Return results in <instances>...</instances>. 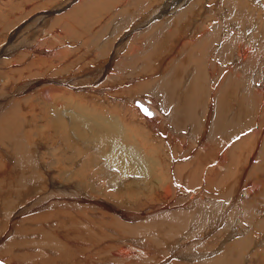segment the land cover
Masks as SVG:
<instances>
[{
    "label": "rangeland",
    "instance_id": "rangeland-1",
    "mask_svg": "<svg viewBox=\"0 0 264 264\" xmlns=\"http://www.w3.org/2000/svg\"><path fill=\"white\" fill-rule=\"evenodd\" d=\"M172 1H174V2H172ZM6 2H7V4H6ZM244 2H245V4H244ZM8 3H9V5H8ZM15 3H16L17 6L15 5ZM97 3L98 4L103 3V5L101 4V8L97 7V5H98ZM179 3H181V4H179ZM225 3L227 5H230V6L233 3V5L235 4L234 7L236 5H238V6H236V8L238 9V14H241V15H239V17L237 16L238 14H235V16H237V20L238 21L237 20H234V21L230 20V22H232L235 25V27H236V30H235L236 33L237 32L239 33V32H242V31L246 30V32H248L247 33L248 34L247 35L248 39L254 40L255 43L257 44V42L260 41V34L257 35L255 33L256 29L260 30V31L261 30L264 31V0H0V12L4 11L3 12L4 14L0 13V20H1V22H0V54H2V55H0V68H1L0 69V78H1L0 81L2 80V84H3V85L1 84L3 86V87H1L2 91L0 89V91H1L0 94H1V96L2 95L3 96L0 97V98L2 99L3 97H5L4 99L6 100V103H5L6 105H5V108H3V110H6V109L8 110V111L7 110L4 111L6 114H8V112H9V110L11 108L15 109V105L17 104L16 105L17 107L15 109V113H16L15 114L16 115L15 118H16V120L18 119L17 121L19 122V124L15 120V122H13L11 124V128H9L8 129L9 131L7 130V132L8 133L10 132L11 135H12V133H16V135H17L18 132H20L19 134H22V135L18 134L16 136V137L19 138V141L17 143V144H19V146H18L17 149H15L14 148V143H16V139H11L10 137H8L6 135V133L4 132L6 128L2 127V124L0 125V137H1L0 138V151H1L0 154H2V155H0V166H1L3 158L5 159V158H8V157L11 156L10 157L11 159H8V160L12 161V163L9 164L7 162V165H9L8 169L12 171V168H13V171H12V173H14L13 174V178L16 177V179L14 180V181H16L15 185H18V184L20 185V186L18 185L16 187H14V190L15 189L19 190V187H20V190H22V191H19V192L16 190L17 193L15 191V195H19V197L15 196L17 201L15 202V201L12 200L13 203L15 202L12 205H14L15 209L16 208L19 209V210H17V213H19L20 208H23V207H26V206L28 207L26 209V211H23V214L21 213V215H18L16 217H14V219H13V220H16L15 224H14V228L16 227L17 224L19 225L20 223H21L20 224L21 227H23V229L19 233H15V236H16V234H20V236H18L19 238H14L13 240H10V242L8 241L7 243L4 244V242H6L7 239H9V237H6L5 234H4V232L6 231L5 228L6 229L8 228V222H9L8 220L10 219V216H12L14 213L10 214V211L13 208V206L8 207V208L5 209V207L3 206L4 204L2 205L3 198L1 199V196H0V237H1V239H0V245H1L0 250H2L4 248V246H8V248H6V250H5V254L3 256H0V257H2L3 261H5L6 264L7 263L9 264V261L11 262L12 258L16 259V260H17V258H20L21 260L23 259L24 260V264H35V263L36 264H41V263L42 264H49V263L50 264H54V263L57 264L58 261H60V263H58V264H62V263L63 264H72V263L73 264H76V263L79 264L80 261L83 262L82 264H85V262L87 264H96V263L97 264H101V263L102 264H116V263L118 264V262H119V264H128V263L129 264H213L212 263L213 260H215L217 257L223 256V252L221 251L223 249V246L227 245L228 242L233 241V239L235 241L236 239L242 238L243 235L246 236L247 234H249V236L252 235L250 237H253V238H251V242H250L251 245H250L249 253H251L254 256V258L256 257L255 259L257 260V263H255V264H264L263 263L264 262L263 261L264 260V256H263L264 255V233L261 230H257L255 228H254V230H252L250 228L251 232L247 231V234H245L246 231L243 228H241V226L235 225L234 220H237L238 217L232 216L230 214L231 211H229L226 215H223V217L221 215H219V218L222 221L221 225L219 227H214L215 225L212 226L213 230L210 231V233H209V231L207 232V230H209V228L211 227V225H210L211 223L207 222L205 224V226L204 225L201 226V225L196 224V223H190V224L187 225V228H185L182 231L180 230L179 235L177 237L163 238V237H161L162 234H163V230L162 229H160V230L158 229L157 230V226L148 227V229H145L144 231L152 230L151 232H148L146 234L144 233V235H142V236L137 235V237L136 236L133 237V235H126V234H123V233L120 234L118 230H117L118 232L117 231L116 232L115 231L114 232L110 231L111 230L110 228H114V227H111L112 226V222H110V221H112V220L109 219V218H112L110 216L111 214L109 215L110 217L105 216V215H108V211L109 210H106L104 208L101 209V206L103 207V205H101V204H105L106 203L110 207H115L117 209H120L118 211H120L124 215V216L122 215L121 218H120V219H123L122 221H124V222H126L128 224H131V221H132V224L133 223H139L140 219L138 218V219L134 220L132 215L141 214V216L143 215V216H145V218H149V217L151 218V217H154V216L156 217L157 213H155L153 211H157V208H159L161 206L160 204H163V205L169 204L170 205V204H173V201H175V200L177 202H176V205L174 207L176 209H180V208L184 207L183 210H185V209L193 206V205H187L185 203L188 200L186 198V196H187L186 194H196V195H198V194H201V193L203 194L204 193L206 195H213V194H217L216 191L220 190V188H222L223 183H220L219 181H220V179L222 177V176L220 177V173L222 175L224 173V171L223 172L222 171L219 172L217 170H214L215 167H214L213 164H211L212 162H210L208 160V158L212 161V158H214L218 154L216 152V150H218V152H219V149H222V147L220 148V146H223V148H224V146H226L227 148H225V150L227 151L228 150V146L227 145L228 144L230 145L232 140L229 143L226 142L225 141V137L224 138L222 137L224 134L218 137V141H216L212 137L214 139L213 140L212 138H210L211 136L208 135L209 134L208 130H209V127H210L209 125L211 123L210 121H212L213 114H214L213 106H211V104H213L214 97L218 94L217 92L220 91V88L222 87V85H220V84H223V86H224V79L226 77H228L226 75L227 73H225V71H224V69L226 68L227 63H226L224 68L219 67V66H222L223 63H220V65L218 63H216V65H218V67H219L218 68L216 66V68H218L219 70L217 69V71H215V74H217L216 75L217 78L220 77L219 79H216L214 71L213 70H209L210 71L209 72L208 69H207L208 60H211L212 57H213L211 55H214L215 53L211 51V53H212L211 54V53H209L210 49L209 50L207 49V51H206L207 53L205 55L204 54L205 50L203 48H201V47L196 45V41H198V39H197L198 35H196L198 33L197 31H195V34H194L195 36L192 38V40L191 39H187V40L182 39L183 41L180 40V41H182L180 43H184L185 42V44H183L182 49H181V55L182 54L183 55L181 57H179V58H176L177 56L175 55L176 53H178L177 52L178 50L176 49V47H178V46H176L177 44L175 42L178 40V38H176V37H178V36L180 37V35H177V34H180V31H181L180 28H182V26L184 27V26H188V25L191 24L193 26L196 25V30L198 28H199V30H200V28H201V30H206L204 28L207 27L206 26L207 23L212 19V17L213 18L215 17L212 14H217L218 16H216V17H218V18L216 19V17H215L214 19H216V20L211 21L209 23L210 25H209L208 28H211L212 26L216 25V23L219 26L220 25L221 26L222 25L225 26V24H224L225 21H223V22L220 21L221 18L219 16V15L225 14V12L228 10L227 5ZM238 3H240V4H238ZM61 4H66V5H64L63 7H60V6L57 7V5H61ZM192 4H194V5H192ZM178 5H181V6L178 7V8H180L179 10H178V8H176V9L172 8L173 6H178ZM90 6H92V7L90 8ZM154 7H156V8H154ZM168 7L170 9H169V11H167V13H165V15H162V16L159 15L163 10L167 9ZM185 7L186 8L190 7V10H189V8L186 9ZM199 7H200V9H199ZM222 7H223V9H222ZM4 8H5V10H4ZM209 8H211V9H209ZM79 9H80V11H79ZM129 9H130V11H129ZM157 9L160 10L159 14H158V10ZM53 10H55V11H53ZM85 10H86V12H85ZM125 10H127V11H125ZM132 10H134V12H132ZM73 11H74V13H73ZM100 11H101V13H100ZM176 13H177V15L174 17V14H176ZM151 15H153L152 18H154V20H151L149 22H145L146 21L145 19H147ZM242 15L244 16L243 18L241 17ZM43 16H45V18ZM175 18H176V20H175ZM65 19H66V22L63 21ZM149 19L150 18H148L147 20H149ZM193 19L195 20V22L191 23V22H193ZM187 20H188V22H187ZM173 21L176 22L179 25L181 24L180 28L177 27L179 25H176V23H174ZM199 21H200V23H199ZM214 21H215V23H214ZM242 21H243V23H242ZM15 22L17 24H15ZM51 22H53V23H51ZM171 22H173V24H170ZM41 23H43V24H41ZM157 23L160 25V27H159V25ZM244 23H246V24H244ZM9 24H10V26H14V27H10L12 30L9 29V26H8ZM18 24H20V26ZM165 24L167 25L166 28H165ZM139 25H141L142 27H140ZM161 25H162V27H161ZM203 25H204V27H203ZM243 25H244V29L241 27ZM51 26L52 27L54 26V27L52 28ZM168 26H170V27L172 26L175 30L172 27L170 28ZM145 27H149V29L145 28ZM4 28L7 30L6 33H5L6 30ZM143 28H145V29L142 30ZM150 28H153L154 30L150 29ZM177 28H178V30H177ZM14 29H15L16 32L14 31ZM88 29H89V33L87 31H85V30H88ZM147 29H148V31H147ZM161 29H162V32L164 31V33L160 32ZM167 29H171V30H167ZM140 30H142V31H140ZM151 30H153V31H151ZM173 30L176 33H174ZM13 31H14V33H13ZM72 31H74V32H72ZM137 31H140V33L137 32ZM170 31H172V32L170 33ZM18 32L20 34H17ZM49 32L52 33V34H50ZM55 32H57V33H55ZM93 32H96V33H93ZM220 33H222V32H220ZM226 33L231 34L230 36L234 35L233 33L228 32V31H226ZM153 34H154V36H153ZM172 34H173V36L170 37ZM74 35H76V36H74ZM80 35H82V37ZM155 35H156V37H155ZM164 35H166V38H168L169 40L171 39L172 42L171 41H170V43H169V41L166 42L167 40H164L165 38L162 37ZM262 35L264 36V34H262ZM101 36H103L104 38L101 37ZM149 36H150V38H149ZM250 36H252V37H250ZM63 37H64L65 40H63ZM66 37H68V39ZM129 37H131V39L128 42L129 45L128 44L127 45H128V47H131V45H134L132 47L133 49L132 48L131 49H125L122 52L121 50L123 49L124 41H127ZM227 38H228V36H227ZM83 39H85V40L89 39V40L85 41ZM148 39H151L152 43H155V41L157 40V43L155 44V47L153 46L154 44H152L151 41L148 40ZM90 40H93L94 42L90 41ZM140 40H142V41H140ZM31 41H33L34 43L31 42ZM147 41H148V43H147ZM149 41H150V43H149ZM161 41L165 45L168 44L169 47L165 46ZM10 42H13V44L10 43ZM109 42H111V43L109 44ZM158 43H160V44H158ZM218 43H219V40L217 42V45H218ZM90 44H91V46H90ZM8 45L11 46V47H9ZM26 45L29 48H27ZM28 45H30V46H28ZM106 45H110L109 48H108V46L106 47ZM190 45H192V47ZM17 46H19V47L17 48ZM48 46H49V48H48ZM50 46L53 47V48H51ZM68 46H70L69 47L70 49H68ZM185 46H187L188 48L191 47L190 49L192 50V53H191V50L189 51L187 49V47L185 48ZM194 46H195V48H193ZM257 46L258 45H256V47ZM40 47H42L43 49H41ZM89 47L91 48V50H90ZM197 47L199 48V50H197L198 49ZM50 48H51V50H49ZM165 48H167V49L170 48L169 50L166 49L167 53L164 50ZM194 49L197 50V51H193ZM33 50H36V51L34 52ZM59 50H61L62 52L59 51ZM252 50L253 51L255 50V46H254V48L250 49L249 52H251ZM9 51H11V52H9ZM24 51L26 53H28V54H26ZM29 51H31V52H29ZM47 51H49V52H47ZM57 51H58V54H57ZM144 51L145 52L147 51V53L145 54ZM153 51H155V53H156L155 55L153 54L154 53ZM156 51L159 52L160 55ZM198 51H200L202 53V55H204V58L201 57L200 52H198ZM218 51H216V52H218ZM255 51L253 52V54H249V56L250 57L253 56ZM38 52L40 54H38ZM129 52H130L131 55L133 54V56H130V54L128 55ZM161 53H162L163 56L161 55ZM164 53H166L167 55H165ZM190 53L192 55H190ZM36 54H38L40 56L38 57V55H36ZM62 54H65V55H62ZM85 54H87V55H85ZM144 54H145V56H144ZM172 54H174V55H172ZM82 55L84 56V58H82L83 57ZM186 55L188 57L187 59H186ZM52 56H53V58H52ZM93 56H95L94 58L95 59L97 58L98 60L96 59L94 61L93 60L94 58H92ZM142 56H143V59L140 58ZM159 56H161V57L159 58ZM170 56H175V57L172 58ZM184 56H185V59H184ZM190 56H192V57H190ZM88 57H89V59H88ZM182 57L185 60V62L187 61V62L190 63L192 61V63L189 64L188 66H187L188 63L186 62V66H185V67H190V66L193 67L194 70L193 69L190 70V71H192L191 72L192 74H190V76L192 75L191 76L192 78L189 77L188 72H184L185 67L183 68L182 63H185V62L183 60H180ZM230 57L232 58V55H230ZM23 58H24V60H22ZM123 58H125V59H123ZM170 58H172V59H170ZM190 58H192V59L190 60ZM201 58H203V59H201ZM154 59H156V60H154ZM193 59H195V60H193ZM197 59H198V61H200V64L203 63L204 60H207V64H206V62L204 63L205 66L203 64H202L203 66L201 65V68L203 67L202 71H201V68H200V65H199ZM34 60H35V62L37 61L36 62L37 64L35 62H33ZM85 60H87V61H85ZM28 61H29V64L27 66L25 63H27ZM39 61L42 62V63H39ZM54 61H56V62H54ZM19 62H21V63H19ZM32 62H33L34 65L32 64ZM97 62H99V63H97ZM125 62H126V64H125ZM136 62H139L140 64L136 65ZM57 63H58V65H57ZM141 63H143L142 66H139V65H141ZM166 63H168V64H166ZM145 64L146 65L148 64L147 65L148 67ZM196 64H198L199 67H197L198 66L197 65L196 66L197 68H196L194 66ZM238 64L239 63L237 62L236 65H238ZM129 65H130V67H129ZM25 66L29 67L30 69H28L27 67L25 68ZM35 66H37V67H35ZM132 66H134V67H132ZM161 66L163 67L162 69H161ZM175 66H177V70H178V68L179 69L183 68L182 71H183V73L185 75L182 73L181 70H179L180 72L179 71L177 72V70H175L176 69ZM31 67H32V69H31ZM33 67L36 68L35 69L36 71L38 70L40 72L38 73V72L34 71ZM120 67H121V70H120ZM139 67H141V68H139ZM171 67H172V69H171ZM192 67H190V68H192ZM209 67H210V65H209ZM212 67L213 66L211 65L210 68L213 69ZM107 68H108V70H107ZM195 68L197 69L196 71H195ZM199 68H200V70H199ZM216 68H215V70H216ZM232 68H233V65H232ZM235 68L238 69V72L245 71V75L248 74V72L246 70V67H244V66L243 67H239V68L236 66ZM47 69H48V71H47ZM67 69H68V71H67ZM69 69H70V73H69ZM204 70H205V72H204ZM5 71H6V74H5ZM100 71H102V73H104V75H102V73ZM123 71H125L126 73L123 72ZM194 71H195V73L197 71H201L202 74H201V72H199L200 74L198 73V75H195L196 78L195 77L193 78ZM206 71L208 73H206ZM256 71H257V69L254 70L252 74H250V80L249 81L254 82V83L259 82V84H260V83H262V81H256L254 79V77H255L254 72H256ZM47 72H49V73H47ZM129 72H131V73L129 74ZM145 72H146V74H145ZM96 73H97V75H96ZM120 73H122V74H120ZM7 74H8V77H7ZM165 74L167 76L170 75V80H173L172 77L174 78V80H173L174 81V86H175L174 91H178L177 93H179L180 87H178L177 84L180 83V85H181L182 82L186 81L184 83V85H183L184 91L186 93H189L188 90L193 91L194 94H195V97L199 96L201 101H199L198 100L199 98L197 97L198 103H197L196 107H197L198 111H196L197 114H196V116L194 118L191 116L192 119H195V120L192 121V119H190V118H189L190 120L184 119L185 122L183 123L182 117H180L179 121H178V124L176 125V124H174L172 121H170L168 119V116H169L168 112H171L172 109H174L172 104H170L168 106V107H170L169 110H165L166 108L168 109L167 105L169 103L167 105H162V103L159 101L160 98L158 99V97L152 92L143 93V95L141 94L140 97L144 96L143 98H147V96H148V98H150L149 96H151L152 97L151 99H153L154 101L158 100V101L154 102L155 105H156L155 109H158V110L160 109L158 111V114H157L158 116H156L158 119H154V121H153V122H155L154 123L155 130H154L153 126L149 125V123H148V121L150 122V124L153 123V122H151L153 120V115L152 116H145L140 111L139 107L137 105H135V103L133 101L135 100V98H137L139 92H138V88H137V92L136 91L134 92L133 90L138 84H139L138 87H140L142 84H149L150 85L153 82H156L157 80H160L161 78H165ZM4 75H6V77ZM186 75L188 77H186ZM204 75H206L207 80H205L206 78L204 77ZM209 75L213 78V80L210 79ZM128 76H130V77H128ZM31 77H33V78H31ZM98 77H99V79H97ZM123 77H125V78H123ZM201 77H204V78H201ZM3 78H5V79L3 80ZM23 78H25V79H23ZM106 78H108V79H106ZM157 78H159V79H157ZM184 78H186V79H184ZM27 80H28V82H27ZM42 80H45V81H42ZM98 80H100V81L98 82ZM147 80H148V82H146ZM187 80L188 81L191 80V81L188 82ZM9 81H10V83H9ZM29 82L31 84H34V85L33 86L30 85ZM68 82L70 84H68ZM93 82H94V84H93ZM207 82H209V83H207ZM6 83H7V85H6ZM8 83H9V85H8ZM23 83L25 84V87H24ZM28 83H29V86H28ZM186 83H188V85H191V84L192 85L191 86H187ZM206 83L208 85H206ZM54 84H56V86ZM65 85H67V86L65 87ZM94 85H96V86H94ZM5 86L6 87L9 86V88H6ZM192 86L194 87V89L197 88L196 90H198L200 88L201 91L200 90L195 91L193 88H190ZM218 87H219V90L217 89ZM30 88H31V90H30ZM51 89H52V91H51ZM53 90L54 91L56 90L55 93H54ZM6 91H7V93H6ZM10 91H12V92H10ZM48 91H51V92L48 93ZM67 91H69V92H67ZM202 91H204V92H202ZM208 91L210 93H208ZM3 92L6 93V96H5V94ZM128 92L130 94H127ZM16 93L17 94L19 93V94L17 95ZM205 93L207 95H209V96H206ZM40 94L42 95V98H41ZM46 94L48 95V97H50L52 95L51 97L53 99H51V97H50L49 98L50 100H49L46 97L47 96ZM49 94H50V96H49ZM145 94H146V96H145ZM201 95H203V98H205L204 96H206L207 99H208V97L209 98L211 97V98L208 99V100L207 99H202ZM24 96H26V97H24ZM44 96H45L46 99L43 98ZM16 98H19V101H17L18 99H16ZM23 101L26 102L27 106H26L25 102H23ZM9 102L10 103H14L15 102V104L12 105ZM45 102L47 104H49V108L48 109H47L48 105ZM36 103L37 104L40 103V104H38V106H37ZM206 103H207V105H206ZM22 104H24V105H22ZM31 104H33V106ZM9 106H10V109H8ZM250 106H252V105H250ZM134 107L137 108L139 111L137 109H135ZM206 107H208L209 110H206L207 109ZM203 108H206V109H203ZM38 109H39V111H37ZM161 109H162V111H161ZM200 110L203 111V112H201ZM204 110L207 111L209 114H207ZM255 110L258 111L256 108H255ZM255 110L251 109L250 117L255 121L253 127L254 128L256 127L257 130H258L259 129V124H258V117L257 116H258L259 113L256 112ZM49 112L52 113V114L50 113V117L48 115ZM159 114H161V115H159ZM2 115H3V113L0 114V119H2ZM229 115H230L229 113L226 115L227 118H228ZM26 116H28V117H26ZM33 116H35V117H33ZM170 116H171V114H170ZM204 116L205 117L207 116V117L205 118ZM145 117L147 119L150 118V120L149 119L147 120ZM46 118L47 119L51 118V119L49 121ZM53 118H55V119H53ZM79 118H81L83 120L84 124L79 123L80 122ZM33 119H35V120H33ZM67 119H68V121H67ZM196 119L197 120L199 119V120L196 121ZM206 119L208 120V122H210L209 124H207L208 122H207ZM209 119H211V120H209ZM53 120L54 121L58 120L55 123L56 124L55 127L52 124ZM84 120H87L88 121L87 123L90 126L88 124H86L85 123L86 121H84ZM48 121L51 124H49ZM64 121H65V123L63 125ZM90 121L93 122L92 125H91ZM194 121H195V123H194ZM25 122H26V124H25ZM71 122H74V123H71ZM42 123L43 124L45 123V124L43 125ZM193 123H194V125H193ZM70 124H72V125L76 124V126L75 125L72 126ZM13 125H15L14 128H12ZM93 125L95 126V128L93 127ZM149 126H151L152 128L149 127ZM156 126H157V128H156ZM195 126L196 127L198 126V127L196 128ZM16 127H18V128L16 129ZM45 127H46V129H45ZM188 127L190 128V130H189ZM64 128H65V131H63ZM99 128L101 130H103V129L105 130L106 129V131H108V128H109V132L112 133V134L114 133V135H116V133H117V136L119 137V139H117L118 138L117 136L116 137L114 136L112 141H115L117 143L121 139V141H120L121 143L120 142L117 143V144L120 143V146H121V149L119 150V152H123V153L128 152V153H130V155L132 154L131 156L134 157V158L137 156V158H139L141 161H143V162L147 161L145 164L149 166V168H148V166L146 168V169H149V171H147L146 175H144V177H146V178H144L145 182L142 183V188L139 187L140 185L135 186V184H134V186L132 187L133 191L132 190H127L128 187H126V186H129V184H128L129 180H126V181H124L122 183V182H118V181H116L114 179V178L117 177V174H120V173L119 172L117 173V171L115 169H113L112 166L110 168V166L105 164V162H106V159L109 158L110 156L111 157L115 156L117 151L114 148V146H112L111 143H109L110 142L109 140H111L109 138L104 140L103 142H100L99 139L96 141L95 135H93V134H95L99 130ZM198 128L200 129V131H199ZM205 128H208V129L206 130ZM13 129L16 130V131H14ZM69 130H70L71 133L68 132ZM195 130H197V131H195ZM203 130H204V132H202ZM257 130L255 132H253L254 134L251 133V132H248V134L246 135V139L248 141H256L258 147L257 148L255 147V149L251 150V152L253 151V153L248 158V160H250V161H248V164H247L248 166L243 165V167L245 169V171H244L245 175H241V176L239 175V177H238L239 179L235 178L234 179L235 181L234 180L233 181H234V185L235 186L241 184V190L244 189V191H245L244 196L246 195L248 199L252 200V202H256V203L260 204L262 207H264V205H263L264 204V193L260 194L264 190V187H262V185L264 186V181L261 182V180H263V179L260 178V176H258V173H259L258 169H260L262 167L264 168V159L261 160L262 155H264V139L261 138V137L259 138V132ZM42 135H43V137H42ZM68 135H70V136L68 137ZM176 135L178 136L177 139L175 138ZM200 135H201L202 138L200 137ZM256 135H258V136H256ZM6 136H7V138H6ZM84 136H85V138H84ZM172 136H173V138H172ZM185 136H187V137H185ZM196 136H197L198 139L195 138ZM48 137H50V138H48ZM114 138H116V139H114ZM206 138H207V140H206ZM32 139H34V140H32ZM80 139H82V140H80ZM178 139H180V140H178ZM241 139H244V137H242ZM246 139H244V140H246ZM7 140H8V142L10 140L11 141L13 140L12 142H14V143L12 144L11 141L9 143H7ZM85 140L87 142L89 141L88 144H87V142ZM107 140L109 142L105 143ZM28 141H30V142L28 143ZM204 141H205V143H203V145H206L207 148H206V146L203 147V145H202V142H204ZM257 141H260V142H257ZM177 142H181L182 144L181 143L178 144ZM209 142H211V144ZM222 142H226V144L225 145H220V143H222ZM195 143H198V146ZM214 143H216V144H214ZM182 145H184V146L182 147ZM212 145H213V147H212ZM200 146L204 150L206 148L207 152H206V150L205 151L203 150V151L199 152L200 150H198V149L202 150V148H199ZM40 147H42V148H40ZM190 147L192 148V150H194L193 152L190 149ZM26 148H28V150ZM20 149L22 150L21 153H20ZM123 149L126 152H124ZM195 149H197L198 152ZM208 149H210L211 151L213 149L214 152L213 151L212 152L214 154H211L212 152H210V150L208 151ZM13 150H15V151L13 152ZM16 150H18V151L16 152ZM100 151H102V152H100ZM182 151L184 153L186 151L187 152L185 154H183ZM202 152H204L205 154L202 153ZM258 152H261L260 154H262V155H260L261 156L260 158H259V156L257 154ZM5 153L8 154L9 156L5 155ZM23 153H24V155H23ZM106 153H108V156H106ZM195 153H197V154H195ZM3 155L8 156V157H4ZM195 156H197L196 157L197 159L200 156H205V157H201V158H204L205 163H206L205 164V168L206 169L204 171L205 174L200 176V178L203 177L202 178L203 181H200V183L205 182L204 185L206 187L204 189L199 190V191L196 189V187H198L196 184H192V183H189V182L186 183L187 181L185 182V179H184L183 175L177 174L175 172V170H174V167L176 165H179L178 164L179 162H184V161L187 162L186 163V168L193 167L195 165L194 162H196V161L193 160V159H195ZM17 157H19V158H17ZM51 157H53V158H51ZM170 157H171V159H170ZM175 157L176 158L178 157L177 160H176ZM172 158H173V160H172ZM224 158H225V160L223 159V157H220L219 159L222 161L221 163H224L225 165L227 164L226 167H229L228 165H229L230 161L227 160L226 156ZM42 159H44L45 161L42 160ZM17 160L21 162L20 167L15 164V162ZM25 160H26V162H25ZM256 160L258 161V163H257ZM59 161H61V162H59ZM166 161L169 162L168 163V168L170 167L169 169L167 168ZM31 162H33V163H31ZM127 162L130 163V161H127ZM25 163H28V164H25ZM182 164H185V163H182ZM187 164H189V165H187ZM210 164L213 167L212 169H211V165ZM11 165H12V167H11ZM66 165H68V166H66ZM256 165L257 166L259 165L258 166L259 168ZM9 167H11V168H9ZM17 168H19V169H17ZM21 168H22V170H20ZM32 168H33V170H32ZM30 169H31V171H30ZM188 169L186 171L191 172V169L190 168H188ZM212 170H214V171H212ZM58 171H60V172H58ZM167 171L169 173L165 174ZM15 172H16V175H15ZM23 172H25V173H23ZM76 172L80 176H78L76 174ZM158 172H160V173H158ZM172 172L173 173L175 172V174H173ZM178 172L183 173V172H185V170H183L182 172H181V170H178ZM17 173H18V175H17ZM26 173L27 174L29 173V175H32L34 178H31L32 176L30 177ZM260 173H262V172H260ZM45 174L47 175V177H46ZM152 174H153V176H152ZM206 174H207V176L205 177ZM19 175L22 178H25L26 180L24 181V179H21V181H20ZM71 175H73L74 178H77V180H80V181L77 182L76 179L72 180L73 177ZM176 175H178L180 178L177 177ZM48 176H50L49 179H47ZM232 176L235 177L237 175H236V173L234 174V172H233ZM242 176H243V178H242ZM44 177H46V178H44ZM64 178H67V179H65L66 181L64 180ZM69 178H70L71 182H70ZM198 178H199V176L197 177V179ZM113 179H114V181H113ZM153 179H155V180H153ZM160 179H161V181H160ZM176 179H178V180H176ZM248 179H249V181H248ZM44 180H47V181L45 182ZM1 181L2 180L0 179V182ZM27 181H29V182H27ZM33 181H34V183H33ZM52 181H54L55 183L57 182L56 185L59 184L58 185L59 187H57L55 185V187H57V188L56 189L52 188V186L54 185L52 183ZM177 181H180L178 183L179 185L177 184ZM240 181H242V183ZM252 181L254 183L255 182L259 183V181H260L261 183H260L259 186L251 188V187H249V183H251ZM68 182H70L69 185H67ZM194 182H196V181H194ZM43 183H45L44 184L45 186L43 185ZM154 183L155 184H159L161 186V188L157 187L159 185L155 186ZM47 184L49 186H51L50 184H53V185L51 187H47L48 186ZM143 184L144 185L146 184V185L144 186ZM1 185H2V183H1ZM210 185H211V187H210ZM2 186H0V189H1ZM62 186L63 187L68 186V189L73 187L76 191L79 192L78 196L80 197V199L85 200V202L83 201L84 203H86L87 201L90 202L89 200L91 199V203L94 202L92 204L95 205L96 200H97V202H99L98 200H100V202L96 203V204L98 206L99 205H101V206L99 207V209H98V207L96 205L95 206L97 208L94 205H90L89 207L84 205L83 207H85V208H83V207L76 208L75 206H71V205L69 206V204H66V203H64L63 205L62 204L60 205L61 202H55V203H57V205L55 203H53L54 206L53 205H51V206L48 205V208H46V206H44V207L40 206L43 209L42 210L38 206V204H39L38 201L43 196H45L47 194L49 195V193H51L53 196H56L57 199H58V197L60 199V198H63L65 196L67 197V196L71 195L69 190L62 189L63 188ZM21 187H23V188H21ZM122 187L125 188V190H124L125 193H124V195H121V196H119L117 198V195L121 194L120 192H119V194H117L118 193L117 191L118 190L120 191V189ZM185 187H190V188H188V190H187V188H185ZM25 188L27 189V192H26ZM58 188L61 190L62 193L60 192V190ZM77 188L79 190H81V191H79ZM166 188H168V189L170 188V189L168 190ZM193 189H196V190H194V192L192 193L191 190H193ZM253 189H254V191H253ZM202 190H203V192H202ZM57 191H59L60 193L57 192ZM136 191H137V193H136ZM164 191H166L168 193H165ZM244 191L242 190L241 193L238 196L243 194ZM246 191L247 192L249 191V193L252 191L254 193H251V194L248 193L247 194ZM160 192H161V194H166V195L165 196L160 195V194L158 195L157 193H160ZM195 192H197V193H195ZM255 192H258L257 195H256ZM184 193H186V194H184ZM51 194H50V196H51ZM252 194L254 196H252ZM171 195H172L173 198L171 197ZM261 195L263 197V201L261 200L262 199ZM60 196H62V197H60ZM198 196L203 197L202 195H198ZM13 197H14V195H13ZM182 197H183V199H182ZM18 198H19V200H18ZM119 198H121V199H119ZM118 199H119V201H117ZM130 199L132 201H134V202L131 203ZM128 200L130 202L128 204H125L124 202L127 203ZM210 200H211V198L208 199V201H210ZM259 200H260V202H259ZM33 201H35V202H33ZM206 201H207V199H206ZM262 202H263V204H262ZM22 203H24V204H22ZM20 204H22V205H20ZM131 204H132V206H130ZM17 205H19L20 207L19 206L15 207ZM128 205L130 207H127ZM2 207H3L4 213H5L4 215H6V217H7V219L5 218L6 220L4 219V215L2 213V211H3ZM45 208L48 209V211H44V210H46ZM75 209H77V210H75ZM88 209H90V210H88ZM159 209L161 211L162 207L159 208ZM40 210H42V211L40 212ZM134 210H136V211H134ZM173 210H175V209H173ZM188 210H190V209H188ZM85 211H88L89 213L85 212ZM99 211H100V213H99ZM43 212H46L47 214L50 213V214L47 216L46 213H43ZM79 212H82V214L79 213ZM52 213H53V216H52ZM33 214H35V215H33ZM39 214L41 216L43 214V217L44 218L46 217V218L44 219ZM22 217H23L24 220L22 219ZM35 217L37 218V220L33 221L34 219H36ZM105 217H106L107 223L105 221ZM73 218H75V219H73ZM145 218L143 217L142 219L145 221V220H147ZM230 218H231V220H230ZM83 219H85L86 221H84ZM48 221L50 223H52L50 226L46 225V222H48ZM142 221H140V222H142ZM243 221H245V220H243ZM108 222L111 223V226L109 225L110 223L108 224ZM228 222L233 227H229L228 229H226L225 225ZM101 223H103V224H101ZM105 224H108L109 226L108 225L104 226ZM80 225L82 226V228H84L86 226V228H87V230L89 232H87V230H85V232H84L83 231L84 229L80 228ZM98 225H103L104 227L103 226L102 227L104 228V230H106V227H108L106 232L103 230V228H101V226L98 227ZM248 225L246 224L247 227H248ZM78 227L80 229H78ZM94 227H96V228H94ZM97 228L100 229V230H98ZM230 228L232 229L231 231L234 233L233 236L230 235L232 233L231 231H229ZM75 229L76 230L78 229V230L77 231H73ZM95 229H97V230H95ZM108 229H110L109 231L113 233L112 234L113 236L111 234L109 235L110 232H108ZM62 230H64V231H62ZM101 230H102V232H101ZM80 231H83V232H80ZM157 231H158L159 234L157 233ZM256 231H258L259 234ZM43 232H45V233L47 232L48 233L49 237L47 239L44 238L45 236L42 234ZM55 232H56V234H55ZM57 232H59V233L57 234ZM61 232H63L64 234L61 233ZM97 232L99 233V235L97 234ZM72 233L74 235L77 234L76 235L77 238H76V236L74 237V235ZM87 233H89L90 235H85ZM100 233H102V236H100L101 235ZM106 233H107V235H106ZM115 233H116V235H114ZM117 233L120 234V235L118 236ZM81 234L83 235V238H81L82 237ZM94 234H95V239L91 238V237L94 236ZM96 235H98V237H100V238H97ZM103 235H104V237H103ZM213 235H216L218 238L216 236L214 237ZM71 236H73L76 239L77 242H75V239L71 240V239H73V237L71 238ZM84 236H86V238H88V236H89L90 237L89 239H92V240L88 241L89 239H86ZM107 236H112V237H107ZM156 236H158V237H156ZM21 237H23L25 239H22ZM101 237H103V238L101 239ZM230 237H231V239H230ZM261 237H263V238H261ZM39 238H40V240H39ZM134 238H139L138 239L139 241H137V243H136ZM19 239H21V240H19ZM29 239L30 240L32 239L33 242L30 241ZM36 239H37L38 242L36 241ZM50 239L51 240H55L56 243H58V244L57 245H54V244L52 245L51 242H50L51 241ZM77 239H80V240L78 241ZM81 239H84V240L86 239L87 241L85 240V242H83V240L81 241ZM224 239H226V240H224ZM131 240L132 241L134 240V241L132 242ZM21 241H23L24 243L21 242ZM35 241L37 243H35ZM92 241H94V242H92ZM28 242H30V243H28ZM39 242H40V244H39ZM42 243H47V244L49 243L50 245H52L53 248H52V246H50V248H52V250L49 249V247L46 248L47 244L45 245V244H42ZM62 243H64V245L67 246V248L69 250L65 249L66 251H63L65 247H62V245H63ZM77 243H78V245H77ZM25 244H27L28 246H26ZM36 244H38V245H36ZM59 244L61 245L60 248H59ZM128 244H130V245H128ZM139 244H141V246ZM233 244H235V243H230L229 246H234ZM257 244H259V245H257ZM39 245H45V246L44 247L43 246L39 247ZM76 245H77V248H76ZM19 246H20L21 249L19 248ZM47 246H49V245H47ZM133 246H134V248H132ZM42 247L44 249H42ZM78 247L81 248V249H79ZM83 247L85 249H83ZM15 248H19V252H15L13 250ZM55 248L58 249V251L55 250ZM75 248H76L75 251H77L79 249V251H77V254L81 255V258H80L79 255L75 254L76 253L75 251L74 252L72 251ZM92 248L94 249V251H93ZM107 248L108 249L112 248V250H107ZM138 248L140 250L141 249L142 250L140 251V250H138ZM122 249H124L125 251L123 250L121 252ZM59 250H61L63 252V254L65 253L66 258L69 257V256L70 257L72 256L71 259L76 261L79 258L80 259H82V258L84 259L86 257L84 259L85 261L83 259L82 260L79 259L75 263L71 259L68 260L69 258H67V260H66V258L64 256H62V254H60L61 251H59ZM115 250H117V251H115ZM233 250H232V252H233ZM166 251L168 253H166ZM69 252H71L74 256L71 255ZM88 252L90 253V256L92 255V261H91L90 256L87 255ZM116 252H119V253L122 254V256L124 257V258L122 257V259H123L122 261H120L121 260V256H120L121 254L116 253ZM124 252H125L126 255H123ZM140 252H142V253H140ZM28 253H30L31 255H29ZM32 253L33 254L35 253L34 255H36V256L34 257V255ZM57 253L60 254V257L59 258L57 257L58 260L55 258L56 257L55 255H58ZM67 253H69L70 255L67 254ZM82 254H84L85 256L82 255ZM167 254H169V255H167ZM260 254H262V255H260ZM113 255H115V256L118 255V257H115L114 259H116V260L118 258H120V259H118V261L115 262V260L113 259V257H114ZM133 255H134V257H133ZM94 256L97 257V258L95 259ZM109 256H111V257H109ZM36 257H37V259H36ZM132 257H133V259H132ZM245 257H247V255ZM61 258H64V259H61ZM75 258H77V259L75 260ZM93 258L95 260H93ZM99 258H100L101 262H98ZM128 258H131V260L133 262H131V260L128 259ZM258 258H260V260H258ZM45 259H47V261ZM230 259H232V256L230 257ZM247 259L248 258H244L242 264H249L250 262H252V261H249L251 259H249V260H247ZM32 260H34V262H32ZM39 260H41V262H39ZM51 260L54 261V262H51ZM87 260H89V263H88ZM111 260H114V262L111 261ZM246 260H247V262H245ZM68 261L69 262L72 261V262L69 263ZM254 262H252V263H254ZM217 263L218 264L219 263L220 264L221 263L224 264L225 262H223V261L218 259V260H216L214 262V264H217ZM239 264H241V262H239Z\"/></svg>",
    "mask_w": 264,
    "mask_h": 264
},
{
    "label": "bare ground",
    "instance_id": "bare-ground-1",
    "mask_svg": "<svg viewBox=\"0 0 264 264\" xmlns=\"http://www.w3.org/2000/svg\"><path fill=\"white\" fill-rule=\"evenodd\" d=\"M69 2V1H68ZM121 2V1H120ZM153 2V1H152ZM172 2H174V1H172ZM197 2V1H196ZM226 2V1H225ZM85 3V2H84ZM105 3V2H104ZM230 3V2H229ZM6 4H7V2H6ZM87 4V3H86ZM98 4V3H97ZM101 4L103 5V3H100V4H98L97 5V7L98 8H101ZM177 4V3H176ZM179 4H181V3H179ZM191 4V3H190ZM189 4V5H190ZM226 4V3H225ZM238 4H240V3H238ZM242 4V3H241ZM244 4H245V2H244ZM248 4V3H247ZM8 5H9V3H8ZM15 5H16V3H15ZM14 5V6H15ZM64 5H66V4H61V5H57V7L58 6H60V7H63ZM119 5V4H118ZM192 5H194V4H192ZM227 5V4H226ZM235 5V4H234ZM234 5H233V3H232V5L230 6V5H227V8H228V10L225 12V14H223V15H219L220 16V18H221V20L220 21H225V26L224 25H218L217 23H216V25H214V26H212L211 28H208L209 27V23L211 22V21H213V20H216L218 17H216V16H218L217 14H212V15H214L215 17H216V19H214L213 17H212V19L207 23V27H205L204 29H206V30H201V28H200V30H199V28L196 30V25L195 26H193V25H188V26H182V28H180V26H181V24L179 25V24H177L176 22H174V23H176V25H179V26H177V27H179L180 29H181V31H180V34H177V35H180V37L178 36V37H176V38H178V40L175 42L177 45L176 46H178V47H176V49L178 50L177 52H179L180 51V53H181V49H182V46H183V44H185V42L184 43H180V42H182L183 40L182 39H184V40H187V39H191L192 40V38L195 36L194 34H195V31H197L198 33L196 34V35H198L197 36V39H198V41H196V45L197 46H199V47H201V48H203L204 50H205V52H204V54L206 55V51H207V49L209 50L210 49V52L209 53H211V51L212 52H214L213 54L214 55H211V56H213L212 57V59L211 60H208V67H207V69H208V71L209 70H213L214 71V74H215V71H217V69L219 68V67H222V68H224L225 67V65H226V63H227V65H226V68L224 69V71H225V73H227L226 75L228 76V77H226L225 79H224V86H223V84H220V85H222V87L220 88V91H218L217 93V95L214 97V102H213V104H211V106H213V111H214V114H213V118H212V121H210V122H208V120H207V124H209L210 123V127H209V130H208V132H209V134L208 135H210L211 137L210 138H214L216 141H218V137L219 136H221V135H223L222 137L224 138L225 137V141L226 142H231V140H232V142H231V144L229 145H227L228 146V150L226 151L225 150V148H227L226 146H224V148H223V146H220V148L222 147V149H219V152H218V150H216V152L218 153L217 154V156H215L214 158H212V161L208 158V160L210 161V162H212L211 164H213L214 165V170H217V171H224V173L221 175V173H220V177H221V179H220V183H223V186H222V188H220V190H217L216 192H217V194H213V195H206V194H198V195H202L203 197H201V196H198V195H196V194H186V193H184V194H186L187 196H186V198L188 199L187 200V202H185L187 205H193V206H191V207H189V208H187V209H185V210H183V208L184 207H182V208H180V209H176L174 206L176 205V200L175 201H173V204H167V205H163V204H160L161 206L159 207V208H161L162 207V209H161V211L163 212H161L160 211V209L159 208H157V211H153V212H155V213H157V215H156V217L154 216V217H149V218H145V216H141V214H135V215H132L133 216V218H134V220L135 219H140L139 220V223H133L132 224V221H131V224H128V223H126V222H124V221H122L123 219H120L121 218V216L123 215V213H121L120 211H118V210H120V209H117V208H115V207H110V206H108L106 203L105 204H101V205H103V207L101 206V205H97L96 203H99L100 202V200H98L99 202H97V200H96V203H95V205L98 207V209H99V207L101 206V209L102 208H104V209H106V210H109L108 211V215H105V216H108V217H112V218H109V219H111L112 221H110V222H112V226H111V223L110 222H108V224L111 226V227H114V228H110V229H108V232H110V231H119V233L120 234H126V235H133V237L134 236H136L137 237V235H140V236H142V235H144V233L146 234V233H148V232H151L152 230H150V231H144L145 229H148V227H151V226H157V230L159 229H162L163 230V234H162V236L161 237H163V238H167V237H177L178 235H179V232H180V230L182 231V230H184L185 228H187V225L188 224H190V223H196V224H199V225H201V226H205V224L208 222V223H211L210 225H211V227L209 228V230H207V232L209 231V233H210V231H212L213 230V228H212V226H214V227H219L220 225H221V219L219 218V215H221L222 217H223V215H226L229 211H231L230 212V214L232 215V216H234V217H238L237 218V220H234V223H235V225H237V226H241V228H243L246 232H245V234H247V231L248 232H251V230H250V228L252 229V230H254V228L255 229H257V230H261L263 233H264V207H262L260 204H258V203H256V202H252V200L251 199H248L247 198V196L245 195L244 196V193H245V191H244V189H242L244 192H243V194H241L240 196H238L240 193H241V184H239V185H234V179L235 178H238L239 177V175L241 176V175H245L244 174V171H245V169H244V167H243V165H246V166H248L247 164H248V161H250V160H248V158H249V156H251L252 155V153H253V151L251 152V150L252 149H255V147L257 148L258 146H257V143H256V141H248L247 139H246V135L248 134V132H251V133H253V132H255L256 130H257V128L255 127H253V125H254V123H255V121L250 117V111H251V109L252 110H255V108L258 110V111H256V112H258L259 114H258V124H259V129L257 130L258 132H259V138L261 137V138H263L264 139V36L262 35V34H264V31L263 30H257L256 29V34L258 35V34H260V41L259 42H257V44L255 43V41L254 40H251V39H248V37H247V33L248 32H246V30H244V31H242V32H237L236 33V27H235V25L232 23V22H230V20H237V16L239 17V15H241V14H238V9L236 8V6H238V5H236L235 7H234ZM5 6V5H4ZM17 6V5H16ZM179 6H181V5H178V6H173L172 8H178ZM191 6V5H190ZM243 6V5H242ZM68 7V6H67ZM92 6H90V8H91ZM129 7V6H128ZM157 7V6H156ZM156 7H154V8H156ZM160 7V6H159ZM56 8V7H55ZM65 8V7H64ZM63 8V9H64ZM89 8V7H88ZM131 8V7H130ZM153 8V9H154ZM186 8V7H185ZM189 8V10H190V7H188ZM188 8H186V9H188ZM204 8V7H203ZM235 8V9H234ZM249 8V7H248ZM39 9V8H38ZM62 9V10H63ZM94 9V8H93ZM169 7L167 8V9H165V10H163L160 14H159V11L160 10H158V14L159 15H165V13H167V11H169ZM180 8H178V10H179ZM199 9H200V7H199ZM209 9H211V8H209ZM222 9H223V7H222ZM4 10H5V8H4ZM65 10V9H64ZM84 10V9H83ZM92 10V9H91ZM128 10V9H127ZM127 10H125V11H127ZM172 10V9H171ZM16 11V10H15ZM33 11V10H32ZM31 11V12H32ZM52 11V10H51ZM53 11H55V10H53ZM79 11H80V9H79ZM82 11V10H81ZM89 11V10H88ZM129 11H130V9H129ZM154 11V10H153ZM174 11V10H173ZM186 11V10H185ZM203 11V10H202ZM208 11V10H207ZM240 11V10H239ZM4 12V11H3ZM3 12H0V13H3ZM84 12V11H83ZM85 12H86V10H85ZM132 12H134V10H132ZM216 12V11H215ZM73 13H74V11H73ZM77 13V12H76ZM100 13H101V11H100ZM240 13V12H239ZM250 13V12H249ZM4 14V13H3ZM18 14V13H17ZM43 14V13H42ZM112 14V13H111ZM121 14V13H120ZM186 14V13H185ZM235 14H238L237 16H235ZM49 15V14H48ZM110 15V14H109ZM122 15V14H121ZM129 15V14H128ZM177 15V13L176 14H174V17ZM189 15V14H188ZM187 15V16H188ZM195 15V14H194ZM197 15V14H196ZM205 15V14H204ZM203 15V16H204ZM2 16V15H1ZM5 16V15H4ZM11 16V15H10ZM131 16V15H130ZM147 16V15H146ZM12 17V16H11ZM23 17V16H22ZM44 18H45V16H43ZM50 17V16H49ZM126 17V16H125ZM124 17V18H125ZM153 17V15H151L150 17H148V18H150L149 20H147V19H145L146 21L145 22H149V21H151V20H154V18H152ZM157 17V16H156ZM168 17V16H167ZM186 17V16H185ZM242 18L244 17L243 15L241 16ZM36 18V17H35ZM48 18V17H47ZM97 18V17H96ZM178 18V17H177ZM180 18V17H179ZM192 18V17H191ZM201 19V18H200ZM36 20V19H35ZM72 20V19H71ZM70 20V21H71ZM156 20V19H155ZM175 20H176V18H175ZM178 20V19H177ZM13 21V20H12ZM25 21V20H24ZM28 21V20H27ZM47 21V20H46ZM49 21V20H48ZM58 21V20H57ZM63 21H65L66 22V19L65 20H63ZM180 21V20H179ZM182 21V20H181ZM229 21V22H228ZM238 21V20H237ZM240 21V20H239ZM0 22H1V20H0ZM10 22V21H9ZM94 22V21H93ZM92 22V23H93ZM124 22V21H123ZM173 22H171L170 24H173ZM187 22H188V20H187ZM195 22V20L193 19V22H191V23H194ZM207 22V21H206ZM218 22V21H217ZM12 23V22H11ZM25 23V22H24ZM28 23V22H27ZM51 23H53V22H51ZM58 23V22H57ZM126 23V22H125ZM142 23V22H141ZM180 23V22H179ZM190 23V22H189ZM199 23H200V21H199ZM198 23V24H199ZM214 23H215V21H214ZM220 23V22H219ZM241 23V22H240ZM242 23H243V21H242ZM15 24H17L16 22H15ZM41 24H43V23H41ZM68 24V23H67ZM71 24V23H70ZM143 24V23H142ZM158 24V23H157ZM163 24V23H162ZM167 24V23H166ZM165 24V28H166V26L168 25H166ZM197 24V25H198ZM244 24H246V23H244ZM254 24V23H253ZM19 26H20V24H18ZM24 25V24H23ZM51 25V24H50ZM56 25V24H55ZM54 25V26H55ZM75 25V24H74ZM154 25V24H153ZM159 25V24H158ZM255 25V24H254ZM261 25V24H260ZM9 26V29H11L10 27H14V26H10V24L8 25ZM16 26V25H15ZM53 26V27H54ZM140 27H142L141 25H139ZM175 26V25H174ZM253 26V25H252ZM2 27V26H1ZM17 27V26H16ZM52 27V26H51ZM52 27V28H53ZM122 27V26H121ZM159 27H160V25H159ZM158 27V28H159ZM161 27H162V25H161ZM168 27H170V26H168ZM172 27V26H171ZM170 27V28H171ZM201 27V26H200ZM203 27H204V25H203ZM240 27V26H239ZM243 29H244V25L243 26H241ZM3 28V27H2ZM8 28V27H7ZM23 28V27H22ZM69 28V27H68ZM71 28V27H70ZM73 28V27H72ZM139 28V27H138ZM157 28V27H156ZM164 28V27H163ZM173 28V27H172ZM5 29V28H4ZM25 29V28H24ZM41 29V28H40ZM149 29V28H148ZM148 29H147V31H148ZM150 29H153V28H150ZM160 29V28H159ZM158 29V30H159ZM174 29V28H173ZM179 29V30H180ZM3 30V29H2ZM6 30V29H5ZM4 30V31H5ZM12 30V29H11ZM23 30V29H22ZM154 30V29H153ZM153 30H151V31H153ZM165 30V29H164ZM167 30H171V29H167ZM175 30V29H174ZM174 30H173V32H174ZM177 30H178V28H177ZM14 31H15V29H14ZM14 31H13V33H14ZM85 31H87L88 33H89V29L88 30H85ZM146 31V30H145ZM226 31H228V32H231V33H233L234 35H232V36H230L231 34H229V33H226ZM7 32V30L5 31V33ZM16 32V31H15ZM22 32V31H21ZM54 32V31H53ZM58 32V31H57ZM57 32H55V33H57ZM72 32H74V31H72ZM159 32V31H158ZM160 32H162V29L160 30ZM172 31H170V33H171ZM179 32V31H178ZM177 32V33H178ZM204 32V33H203ZM220 32H222V33H220ZM50 33V32H49ZM63 33V32H62ZM93 33H96V32H93ZM140 33V32H139ZM162 33H164V31L162 32ZM161 33V34H162ZM174 33H176V32H174ZM17 34H20L19 32L17 33ZM50 34H52V33H50ZM92 34V33H91ZM110 34V33H109ZM156 34V33H155ZM166 34V33H165ZM64 35V34H63ZM73 35V34H72ZM77 35V34H76ZM76 35H74V36H76ZM97 35V34H96ZM113 35V34H112ZM145 35V34H144ZM149 35V34H148ZM159 35V34H158ZM262 35V36H261ZM17 36V35H16ZM24 36V35H23ZM56 36V35H55ZM81 37H82V35H80ZM79 36V37H80ZM153 36H154V34H153ZM152 36V37H153ZM173 36V34L170 36V37H172ZM227 36H228V38H227ZM57 37V36H56ZM61 37V36H60ZM59 37V38H60ZM101 37H103V36H101ZM155 37H156V35H155ZM163 38H165L164 40H167L166 42H168L169 41V43H170V41H171V39L169 40L168 38H166V35H164V36H162ZM250 37H252V36H250ZM249 37V38H250ZM67 39H68V37H66ZM87 38V37H86ZM91 38V37H90ZM104 38V37H103ZM148 38V37H147ZM149 38H150V36H149ZM196 38V37H195ZM13 39V38H12ZM136 39V38H135ZM160 39V38H159ZM158 39V40H159ZM196 39V40H197ZM63 40H65L64 39V37H63ZM77 40V39H76ZM82 40V39H81ZM83 40H85V39H83ZM86 40H89V39H86ZM85 40V41H86ZM94 40V39H93ZM93 40H90V41H93ZM107 40V39H106ZM148 40H150L151 41V39H148ZM153 40V39H152ZM156 40V39H155ZM163 40V39H162ZM180 40H182V41H180ZM218 40H219V43H218V45H217V42H218ZM21 41V40H20ZM19 41V42H20ZM51 41V40H50ZM53 41V40H52ZM59 41V40H58ZM95 41V40H94ZM93 41V42H94ZM102 41V40H101ZM113 41V40H112ZM111 41V42H112ZM140 41H142V40H140ZM150 41H149V43H150ZM195 41V40H194ZM4 42V41H3ZM31 42H33V41H31ZM38 42V41H37ZM56 42V41H55ZM73 42V41H72ZM111 42H109V44L111 43ZM162 42V41H161ZM160 42V43H161ZM172 42V41H171ZM190 42V41H189ZM10 43H12L13 44V42H10ZM9 43V44H10ZM34 43V42H33ZM147 43H148V41H147ZM151 43H152V41H151ZM157 43V40L155 41V43H152V44H154L153 46L155 47V44ZM160 43H158V44H160ZM163 43V42H162ZM187 43V42H186ZM62 44V43H61ZM95 44V43H94ZM108 44V43H107ZM114 44V43H113ZM151 44V45H152ZM164 44V43H163ZM36 45V44H35ZM82 45V44H81ZM103 45V44H102ZM131 45V44H130ZM149 45V44H148ZM150 45V46H151ZM165 45V44H164ZM256 45H258L257 47H256ZM9 46V45H8ZM24 46V45H23ZM28 46H30V45H28ZM32 46V45H31ZM40 46V45H39ZM90 46H91V44H90ZM108 46V48H109V46L110 45H106V47ZM112 46V45H111ZM132 46V45H131ZM134 46V45H133ZM165 46H168V44L167 45H165ZM164 46V47H165ZM191 47H192V45H190ZM189 46V47H190ZM254 46H255V53H254V55L253 56H249V54H253V50L251 51V52H249V50L250 49H252V48H254ZM9 47H11V46H9ZM19 46H17V48H18ZM26 47H27V45H26ZM51 47V46H50ZM67 47V46H66ZM70 46H68V49H70L69 48ZM105 47V48H106ZM148 47V46H147ZM169 47V46H168ZM187 46H185V48H186ZM190 47V48H191ZM27 48H29V47H27ZM32 48V47H31ZM34 48V47H33ZM41 49H43L42 47H40ZM48 48H49V46H48ZM51 48H53V47H51ZM51 48L49 49V50H51ZM90 48V47H89ZM125 48V47H124ZM163 48V47H162ZM190 48H188L187 47V49L190 51L191 49ZM193 48H195V46L193 47ZM198 48V47H197ZM213 50H212V49ZM6 49V48H5ZM14 49V48H13ZM35 49V48H34ZM65 49V48H64ZM63 49V50H64ZM127 49V48H126ZM133 49V48H132ZM154 49V48H153ZM161 49V48H160ZM167 48H165L164 50L166 51V53H167V50H169V49H167ZM172 49V48H171ZM8 50V49H7ZM15 50V49H14ZM13 50V51H14ZM25 50V49H24ZM29 50V49H28ZM31 50V49H30ZM90 50H91V48H90ZM98 50V49H97ZM101 50V49H100ZM105 50V49H104ZM113 50V49H112ZM175 50V49H174ZM197 50H199V48L197 49ZM197 50H193V51H197ZM219 50V51H218ZM34 52L36 51V50H33ZM44 51V50H43ZM59 51H61V50H59ZM129 51V50H128ZM163 51V50H162ZM216 51H218V52H216ZM5 52V51H4ZM9 52H11V51H9ZM25 52V51H24ZM29 52H31V51H29ZM41 52V51H40ZM47 52H49V51H47ZM62 52V51H61ZM72 52V51H71ZM97 52V51H96ZM112 52V51H111ZM145 52V51H144ZM143 52V53H144ZM154 53V55L156 54L155 53V51H153ZM157 52V51H156ZM198 52H200V51H198ZM16 53V52H15ZM26 53V52H25ZM43 53V52H42ZM92 53V52H91ZM98 53V52H97ZM147 53V51L145 52V54ZM158 54H159V52H157ZM166 53H164L165 55H167ZM174 53V52H173ZM191 53H192V50H191ZM190 53V55H192ZM197 53V52H196ZM217 53V54H216ZM6 54V53H5ZM10 54V53H9ZM26 54H28V53H26ZM38 54H40L39 52H38ZM38 54H36V55H38ZM55 54V53H54ZM57 54H58V51H57ZM130 54V52L128 53V55ZM135 54V53H134ZM145 54H144V56H145ZM187 54V53H186ZM212 54V53H211ZM0 55H2V54H0ZM53 55V54H52ZM56 55V54H55ZM62 55H65V54H62ZM61 55V56H62ZM85 55H87V54H85ZM95 55V54H94ZM116 55V54H115ZM153 55V56H154ZM160 55V54H159ZM161 55H162V53H161ZM164 55V56H165ZM170 55V54H169ZM172 55H174V54H172ZM183 55V54H182ZM200 55H201V57H203L204 58V55H202V53L200 52ZM230 55H232V58L230 57ZM40 55H38V57H39ZM42 56V55H41ZM54 56V55H53ZM53 56H52V58H53ZM83 56V55H82ZM90 56V55H89ZM107 56V55H106ZM130 56H133V54L131 55L130 54ZM163 56V55H162ZM177 56V55H176ZM195 56V55H194ZM210 56V55H209ZM208 56V57H209ZM87 57V56H86ZM95 56H93L92 58H94ZM97 57V56H96ZM126 57V56H125ZM135 57V56H134ZM147 57V56H146ZM152 57V56H151ZM155 57V56H154ZM158 57V56H157ZM156 57V58H157ZM161 56H159V58H160ZM170 57H175V56H170ZM190 57H192V56H190ZM196 57V56H195ZM13 58V57H12ZM33 58V57H32ZM82 58H84V56L82 57ZM101 58V57H100ZM99 58V59H100ZM106 58V57H105ZM136 58V57H135ZM140 58H142L143 59V56L142 57H140ZM167 58V57H166ZM172 58H170V59H172ZM177 58V57H176ZM188 57H187V55H186V59H187ZM203 58H201V59H203ZM211 58V57H210ZM209 58V59H210ZM29 59V58H28ZM38 59V58H37ZM41 59V58H40ZM66 59V58H65ZM88 59H89V57H88ZM87 59V60H88ZM97 59V58H96ZM95 58L93 59L94 61L96 60ZM123 59H125V58H123ZM138 59V58H137ZM149 59V58H148ZM152 59V58H151ZM162 59V58H161ZM169 59V60H170ZM184 59H185V56H184ZM183 59V57L180 59V60H183L184 62H185V60ZM192 58H190V60H191ZM199 59V58H198ZM198 59H197V61H198ZM22 60H24V58L22 59ZM33 60V59H32ZM36 60V59H35ZM35 60L33 61V62H35ZM79 60V59H78ZM87 60H85V61H87ZM98 60V59H97ZM120 60V59H119ZM118 60V61H119ZM154 60H156V59H154ZM177 60V59H176ZM193 60H195V59H193ZM27 61V60H26ZM53 61V60H52ZM57 61V60H56ZM56 61H54V62H56ZM59 61V60H58ZM61 61V60H60ZM65 61V60H64ZM139 61V60H138ZM25 62V61H24ZM33 62H32V64H33ZM37 62V61H36ZM35 62V63H36ZM100 62V61H99ZM99 62H97V63H99ZM122 62V61H121ZM120 62V63H121ZM145 62V61H144ZM143 62V63H144ZM172 62V61H171ZM187 62V61H186ZM186 62L185 63H182V66H183V68L186 66ZM194 62V61H193ZM196 62V61H195ZM203 62V61H202ZM206 62V64H207V60H204V62L203 63H201L200 64V61H198V63H199V65H200V68H201V65L203 64L204 66H205V63ZM239 63L238 65H236V63ZM19 63H21V62H19ZM39 63H42V62H40L39 61ZM38 63V64H39ZM63 63V62H62ZM95 63V62H94ZM131 63V62H130ZM143 63H141V65H139V66H142V64ZM165 63V62H164ZM178 63V62H177ZM188 64H187V66L189 65V64H191L192 63V61L189 63V62H187ZM216 63H218L219 65H220V63H223V65L222 66H219L218 67V65H216ZM2 64V63H1ZM27 66H28V64H29V61L27 62V63H25ZM31 64V65H32ZM37 64V63H36ZM35 64V65H36ZM66 64V63H65ZM86 64V63H85ZM89 64V63H88ZM125 64H126V62H125ZM124 64V65H125ZM137 64H140L139 62H136V65ZM166 64H168V63H166ZM171 64V63H170ZM174 64V63H173ZM30 65V66H31ZM34 65V64H33ZM57 65H58V63H57ZM75 65V64H74ZM99 65V64H98ZM114 65V64H113ZM146 65V64H145ZM148 65V64H147ZM146 65V66H147ZM161 65V64H160ZM198 64H196V65H194L195 67L197 66ZM199 65L197 66V67H199ZM202 65V66H203ZM209 65H210V67H211V65L213 66L212 68L213 69H211L210 67H209ZM232 65H233V68H232ZM27 66H25V68L27 67ZM63 66V65H62ZM81 66V65H80ZM107 66V65H106ZM112 66V65H111ZM169 66V65H168ZM172 66V65H171ZM216 66L218 67V68H216ZM246 67V70H247V72H248V74H246L245 75V71H241V72H238V69L237 68H235V67ZM35 67H37V66H35ZM41 67V66H40ZM51 67V66H50ZM122 67V66H121ZM121 67H120V70H121ZM129 67H130V65H129ZM132 67H134V66H132ZM148 67V66H147ZM146 67V68H147ZM160 67V66H159ZM158 67V68H159ZM176 67V69L175 70H177V66H175ZM190 67H192V66H190ZM190 67H185V69H184V72H188V74H189V77H191L190 76V74H192L191 72L192 71H190L191 69H193V67L192 68H190ZM196 67V68H197ZM5 68V67H4ZM14 68V67H13ZM17 68V67H16ZM19 68V67H18ZM28 69H30L29 67H27ZM34 68V67H33ZM95 68V67H94ZM101 68V67H100ZM128 68V67H127ZM136 68V67H135ZM139 68H141V67H139ZM163 67L161 66V69H162ZM174 68V67H173ZM182 68V69H183ZM195 68V71L197 70ZM200 68H199V70H200ZM215 68H216V70H215ZM1 69V68H0ZM31 69H32V67H31ZM36 68H34V71H36L35 70ZM49 69V68H48ZM48 69H47V71H48ZM72 69V68H71ZM84 69V68H83ZM87 69V68H86ZM167 69V68H166ZM171 69H172V67H171ZM182 69H179L178 68V70H177V72L179 71V70H181L182 71ZM202 69H203V67L201 68V71H202ZM205 69V68H204ZM257 69V71L256 72H254V74H255V77H254V79L256 80V81H262V83H260L259 84V82H257V83H254V82H251V81H249L250 80V74H252L253 73V71L254 70H256ZM3 70V69H2ZM107 70H108V68H107ZM113 70V69H112ZM116 70V69H115ZM119 70V71H120ZM139 70V69H138ZM194 70V69H193ZM206 70V69H205ZM205 70H204V72H205ZM219 70V69H218ZM42 71V70H41ZM45 71V70H44ZM67 71H68V69H67ZM88 71V70H87ZM136 71V70H135ZM140 71V70H139ZM195 71H194V73H195ZM201 71H197L195 74L193 73V78L195 77L196 78V76L195 75H198V73L199 72H201ZM10 72V71H9ZM36 72H40V71H36ZM80 72V71H79ZM98 72V71H97ZM101 73H102V71H100ZM105 72V71H104ZM112 72V71H111ZM123 72H125V71H123ZM175 72V71H174ZM180 72V71H179ZM210 72V71H209ZM47 73H49V72H47ZM69 73H70V69H69ZM87 73V72H86ZM94 73V72H93ZM126 73V72H125ZM131 72H129V74H130ZM143 73V72H142ZM176 73V72H175ZM182 73H183V71H182ZM206 73H208L207 71H206ZM205 73V74H206ZM217 73V72H216ZM5 74H6V71H5ZM55 74V73H54ZM95 74V73H94ZM111 74V73H110ZM120 74H122V73H120ZM138 74V73H137ZM145 74H146V72H145ZM184 74V73H183ZM200 74V73H199ZM201 74H202V72H201ZM219 74V73H218ZM35 75V74H34ZM44 75V74H43ZM90 75V74H89ZM96 75H97V73H96ZM102 75H104V73H102ZM132 75V74H131ZM140 75V74H139ZM185 75V74H184ZM183 75V76H184ZM217 74H215V76H216ZM225 75V76H226ZM5 77H6V75H4ZM42 76V75H41ZM88 76V75H87ZM101 76V75H100ZM172 76V75H171ZM210 76V75H209ZM219 76V75H218ZM222 76V75H221ZM7 77H8V74H7ZM36 77V76H35ZM57 77V76H56ZM77 77V76H76ZM108 77V76H107ZM127 77V76H126ZM128 77H130V76H128ZM132 77V76H131ZM139 77V76H138ZM186 77H188L187 75H186ZM200 77V76H199ZM204 77L206 78V75H204ZM204 77H201V78H204ZM224 77V76H223ZM12 78V77H11ZM18 78V77H17ZM30 78V77H29ZM31 78H33V77H31ZM45 78V77H44ZM103 78V77H102ZM123 78H125V77H123ZM192 78V77H191ZM220 78V77H219ZM219 78H217V76H216V79H219ZM228 78V79H227ZM1 79V78H0ZM5 78H3V80H4ZM10 79V78H9ZM23 79H25V78H23ZM22 79V80H23ZM97 79H99V77L97 78ZM106 79H108V78H106ZM157 79H159V78H157ZM172 79L174 80V78L172 77ZM184 79H186V78H184ZM210 79H212L213 80V78L210 76ZM8 80V79H7ZM13 80V79H12ZM19 80V79H18ZM21 80V79H20ZM46 80V79H45ZM45 80H42V81H45ZM50 80V79H49ZM70 80V79H69ZM152 80V79H151ZM173 80H170V75H166L165 74V78H161L160 80H157L156 82H153L152 84H142L140 87H138V85L134 88V92L136 91L137 92V88H138V96H137V98H135V100L133 101L134 103H135V105H137L138 107H139V105H138V103L140 102V103H142L143 105H145V106H147L148 107V109H149V111L151 112V114H146V113H144L141 109H140V107H139V109H140V111L145 115V116H152L153 115V120L151 121V122H153L154 121V119H158L156 116H158L157 114H158V111L160 110H158V109H155L156 108V105H155V101H158V100H153V99H151L152 97L151 96H149L150 98H148V96H147V98H143V97H140L141 96V94L143 95V93H147V92H152V93H154L157 97H158V99H159V101L162 103V105H167L168 103V105H167V107L170 105V104H172L173 105V108L174 109H172V111L171 112H168L169 113V116H168V119L170 120V121H172L174 124H178V121H179V118L180 117H182V120H183V123L185 122L184 121V119H187V120H190V119H192V117L194 118L195 116H196V111H198L197 110V103H198V100L199 101H201L200 100V97L199 96H197L199 99L197 100V97H195V94H194V92L193 91H191V90H188L189 91V93H186L185 91H184V89H183V85H184V83L186 82L185 80V82H182V84L180 85V83H178L177 84V86L178 87H180V91H179V93H177L178 91H174V88H175V86H174V81ZM205 80H207V78L205 79ZM211 80V81H212ZM33 81V80H32ZM53 81V80H52ZM100 80H98V82H99ZM118 81V80H117ZM188 81V80H187ZM189 81H191V80H189ZM188 81V82H189ZM222 81V80H221ZM1 83H0V85L2 84V80L0 81ZM16 82V81H15ZM14 82V83H15ZM19 82V81H18ZM23 82V81H22ZM26 82V81H25ZM27 82H28V80H27ZM74 82V81H73ZM72 82V83H73ZM146 82H148V80L146 81ZM152 82V81H151ZM213 82V81H212ZM216 82V81H215ZM9 83H10V81H9ZM9 83H8V85H9ZM30 83V82H29ZM29 83H28V86H29ZM101 83V82H100ZM99 83V84H100ZM106 83V82H105ZM118 83V82H117ZM140 83V82H139ZM145 83V82H144ZM207 83H209V82H207ZM206 83V85H208ZM211 83V82H210ZM5 84V83H4ZM12 84V83H11ZM19 84V83H18ZM24 84V83H23ZM36 84V83H35ZM51 84V83H50ZM68 84H70L69 82H68ZM93 84H94V82H93ZM187 84V86H191V85H188V83H186ZM190 84V83H189ZM3 85V84H2ZM0 86V89H1V91H2V88L1 87H3V86ZM6 85H7V83H6ZM17 85V84H16ZM15 85V86H16ZM27 85V84H26ZM30 85H34V84H31L30 83ZM43 85V84H42ZM55 86H56V84H54ZM92 85V84H91ZM116 85V84H115ZM211 85V84H210ZM219 85V86H220ZM20 86V85H19ZM47 86V85H46ZM52 86V85H51ZM60 86V85H59ZM67 85H65V87H66ZM94 86H96V85H94ZM212 86V85H211ZM6 87V86H5ZM24 87H25V84H24ZM186 87V86H185ZM6 88H9V86H7ZM12 88V87H11ZM32 88V87H31ZM31 88H30V90H31ZM55 88V87H54ZM128 88V87H127ZM190 88H193L194 89V87L192 86V87H190ZM17 89V88H16ZM23 89V88H22ZM53 89V88H52ZM52 89H51V91H52ZM96 89V88H95ZM192 89V90H193ZM197 89V88H196ZM196 89H194L195 91H198V90H200V88L198 89V90H196ZM218 90H219V87L217 88ZM246 89V90H245ZM6 90V89H5ZM8 90V89H7ZM27 90V89H26ZM130 90V89H129ZM0 91V92H1ZM51 91H48V93H50ZM54 91V90H53ZM56 91V90H55ZM55 91H54V93H55ZM64 91V90H63ZM132 91V90H131ZM201 91V90H200ZM211 91V90H210ZM10 92H12V91H10ZM37 92V91H36ZM39 92V91H38ZM67 92H69V91H67ZM202 92H204V91H202ZM215 92V91H214ZM4 93V92H3ZM6 93H7V91H6ZM6 93H4L5 94V96H6ZM14 93V92H13ZM40 93V92H39ZM47 93V94H48ZM53 93V92H52ZM208 93H210L209 91H208ZM17 94V93H16ZM15 94V95H16ZM19 94V93H18ZM17 94V95H18ZM46 94V95H47ZM66 94V93H65ZM127 94H130L129 92L127 93ZM203 94V93H202ZM13 95V94H12ZM41 95V94H40ZM54 95V94H53ZM148 95V94H147ZM204 95V94H203ZM203 95H201V97H202V99H207L206 98V96H209V95H207L206 93H205V95L206 96H204L205 98H203ZM3 96V95H2ZM1 96V94H0V97H2ZM11 96V95H10ZM49 96H50V94H49ZM52 96V95H51ZM50 96V97H51ZM145 96H146V94H145ZM8 97V96H7ZM14 97V96H13ZM24 97H26V96H24ZM39 97V96H38ZM48 99L50 98V97H48V95L46 96ZM136 97V96H135ZM155 97V96H154ZM213 97V96H212ZM5 97H3L2 99L0 98V114H2L3 113V115H2V119H0L1 121H0V125L2 124V127H4V128H6L5 129V133H6V135L8 136V137H10L11 139H16V143H14V142H12L11 140V143L13 144L14 143V148L15 149H17L18 148V146H19V144H17L18 143V141H19V138L18 137H16L20 132H18V134L16 135V133H12V135H11V133L9 132H7V130L9 129V128H11V124L13 123V122H15V120H16V118H15V109H16V105H15V109L14 108H11L10 109V106L8 107V109H10L9 110V112H8V114H6L4 111H6V110H3V108H5V103H6V100L4 99ZM21 98V97H20ZM41 98H42V95H41ZM40 98V99H41ZM43 98H45V96L43 97ZM64 98V97H63ZM211 98V97H210ZM209 97H208V99H210ZM16 99H18L17 101H19V98H16ZM27 99V98H26ZM29 99V98H28ZM37 99V98H36ZM35 99V100H36ZM46 99V98H45ZM44 99V100H45ZM51 99H53L52 97H51ZM157 99V98H156ZM207 99V100H208ZM21 100V99H20ZM34 100V99H33ZM38 100V99H37ZM50 100V99H49ZM56 100V99H55ZM212 100V99H211ZM26 101V100H25ZM25 101H23V102H25ZM62 101V100H61ZM213 101V100H212ZM11 102V101H10ZM9 102V103H10ZM29 102V101H28ZM56 102V101H55ZM42 103V102H41ZM46 103V102H45ZM49 103V102H48ZM160 103V104H161ZM210 103V102H209ZM10 104H15V102L14 103H10ZM25 104H26V102H25ZM30 104V103H29ZM37 104V103H36ZM38 104H40V103H38ZM38 104H37V106H38ZM47 104V103H46ZM201 104V103H200ZM22 105H24V104H22ZM32 106H33V104H31ZM30 105V106H31ZM48 105V107H47V109L49 108V104H47ZM206 105H207V103H206ZM250 105H252V106H250ZM19 106V105H18ZM26 106H27V104H26ZM31 106V107H32ZM54 106V105H53ZM56 106V105H55ZM79 106V105H78ZM119 106V105H118ZM155 106V107H154ZM160 106V105H159ZM12 107V106H11ZM24 107V106H23ZM22 107V108H23ZM46 107V106H45ZM201 107V106H200ZM255 107V108H254ZM135 108V107H134ZM169 108L170 107H168V109L166 108L165 110H169ZM202 108V107H201ZM207 108V109H206ZM206 108H203V109H206V110H209L208 109V107H206ZM20 109V108H19ZM24 109V108H23ZM31 109V108H30ZM46 109V108H45ZM46 109V110H47ZM135 109H137V108H135ZM151 109V110H150ZM202 109V110H203ZM138 110V109H137ZM164 110V109H163ZM171 110V109H170ZM8 111V110H7ZM21 111V110H20ZM31 111V110H30ZM37 111H39V109L37 110ZM139 111V110H138ZM161 111H162V109H161ZM201 111V110H200ZM205 111V110H204ZM131 112V111H130ZM153 112V113H152ZM167 112V111H166ZM201 112H203V111H201ZM207 114H209L207 111H205ZM50 113L51 112H49V117H50ZM165 113V112H164ZM230 114L229 116H228V118H227V114ZM6 114V115H5ZM20 114V113H19ZM45 114V113H44ZM43 114V115H44ZM52 114V113H51ZM170 114H171V116H170ZM205 114V113H204ZM203 114V115H204ZM212 114V113H211ZM132 115V114H131ZM143 115V116H144ZM159 115H161V114H159ZM87 116V115H86ZM142 116V117H143ZM165 116V115H164ZM192 116V117H191ZM26 117H28V116H26ZM33 117H35V116H33ZM39 117V116H38ZM85 117V116H84ZM156 117V118H155ZM205 117V116H204ZM203 117V118H204ZM207 117V116H206ZM205 117V118H206ZM52 118V117H51ZM51 118H46L47 120H49L50 121V119ZM60 118V117H59ZM63 118V117H62ZM146 118V117H145ZM190 118V119H189ZM210 118V117H209ZM40 119V118H39ZM53 119H55V118H53ZM61 119V118H60ZM147 119V118H146ZM149 120H150V118H148ZM147 119V120H148ZM152 119V118H151ZM257 119V118H256ZM18 120V119H17ZM16 120V121H17ZM32 120V119H31ZM33 120H35V119H33ZM79 120H80V122L79 123H81V124H84V122H83V120L81 119V118H79ZM193 120H195V119H192V121ZM199 120V119H198ZM197 119H196V121H198ZM201 120V119H200ZM205 120V121H206ZM209 120H211V119H209ZM46 121V120H45ZM44 121V122H45ZM48 121V122H49ZM56 121H58V120H56ZM56 121H54L53 120V125H54V127H55V123H56ZM67 121H68V119H67ZM84 121H86L85 123L86 124H88L87 122V120H84ZM92 121V120H91ZM90 121V123H91V125H92V123L93 122H91ZM156 121V120H155ZM257 121V120H256ZM18 122V121H17ZM16 122V123H17ZM32 122V121H31ZM158 122V121H157ZM188 122V121H187ZM47 123V122H46ZM58 123V122H57ZM64 123H65V121L63 122V125H64ZM71 123H74V122H71ZM97 123V122H96ZM148 123H149V125H151V126H153V129L155 130V128H154V123L155 122H153L152 124H150V122L148 121ZM171 123V122H170ZM180 123V122H179ZM190 123V122H189ZM194 123H195V121H194ZM194 123H193V125H194ZM18 124H19V122H18ZM25 124H26V122H25ZM43 124V123H42ZM45 124V123H44ZM43 124V125H44ZM48 124V123H47ZM49 124H51L50 122H49ZM59 124V123H58ZM206 124V125H207ZM41 125V124H40ZM39 125V126H40ZM70 125H72V124H70ZM75 126H76V124H74ZM74 125H72V126H74ZM89 125V124H88ZM87 125V126H88ZM184 125V124H183ZM191 125V124H190ZM189 125V126H190ZM198 125V124H197ZM19 126V125H18ZM26 126V125H25ZM47 126V125H46ZM60 126V125H59ZM90 126V125H89ZM151 126H149V127H151ZM174 126V125H173ZM15 127V125H13L12 126V128H14ZM37 127V126H36ZM48 127V126H47ZM65 127V126H64ZM80 127V126H79ZM93 127L95 128V126L93 125ZM161 127V126H160ZM165 127V126H164ZM175 127V126H174ZM187 127V126H186ZM196 127V126H195ZM198 127V126H197ZM196 127V128H197ZM202 127V126H201ZM204 127V126H203ZM18 127H16V129H17ZM30 128V127H29ZM40 128V127H39ZM43 128V127H42ZM63 128V127H62ZM83 128V127H82ZM86 128V127H85ZM152 128V127H151ZM156 128H157V126H156ZM163 128V127H162ZM161 128V129H162ZM189 128V127H188ZM37 129V128H36ZM45 129H46V127H45ZM55 129V128H54ZM88 129V128H87ZM91 129V128H90ZM181 129V128H180ZM199 129V128H198ZM203 129V128H202ZM206 130L208 129V128H205ZM204 129V130H205ZM4 130V129H3ZM14 130V129H13ZM53 130V129H52ZM97 130V129H96ZM163 130V129H162ZM189 130H190V128H189ZM204 130L202 131V132H204ZM9 131V130H8ZM11 131V130H10ZM14 131H16V130H14ZM45 131V130H44ZM63 131H65V128H64V130ZM167 131V130H166ZM195 131H197V130H195ZM194 131V132H195ZM199 131H200V129H199ZM3 132V131H2ZM48 132V131H47ZM68 132H70V130L68 131ZM67 132V133H68ZM89 132V131H88ZM112 132V131H111ZM172 132V131H171ZM43 133V132H42ZM65 133V132H64ZM71 133V132H70ZM206 133V132H205ZM4 134V133H3ZM45 134V133H44ZM43 134V135H44ZM49 134V133H48ZM112 133H110L109 132V128H108V131H106V129L104 130H101L100 128H99V130L95 133V134H93V135H95V138H96V141L99 139L100 140V142H103L104 140H106V139H111V140H107L105 143H111V145L112 146H114V148L116 149V151H117V153L115 154V156H113V157H109V158H107L106 159V162H105V164H107V165H109L110 166V168H111V166L113 167V169H115L116 171H117V173L119 172L120 174H117V177L116 178H114L116 181H118V182H124V181H126V180H129L128 182V184H129V186H126V187H128V189L127 190H132L133 191V189H132V187L134 186V184H135V186H138V185H140L139 187H141L142 188V183L143 182H145V179L144 178H146V177H144V175H146V172L147 171H149V169H146L147 168V166L148 165H146L145 163L147 162H143V161H141L139 158H137V156L134 158V157H132L131 155H130V153H128V152H126L124 149H123V151L124 152H126V153H123V152H119V150L121 149V146H120V141H121V139H120V141H118V142H120L119 144H117L115 141H112V139H113V137L115 136H117V133H116V135H114V133L111 135ZM227 134V135H226ZM254 134V133H253ZM19 135H22V134H19ZM39 135V134H38ZM43 135H42V137H43ZM119 135V134H118ZM169 135V134H168ZM204 135V134H203ZM7 136H6V138H7ZM46 136V135H45ZM44 136V137H45ZM50 136V135H49ZM70 135H68V137H69ZM86 136V135H85ZM85 136H84V138H85ZM189 136V135H188ZM207 136V135H206ZM256 136H258V135H256ZM263 136V137H262ZM47 137V136H46ZM92 137V136H91ZM118 137V136H117ZM185 137H187V136H185ZM200 137H201V135H200ZM242 137H244V139H246V140H244V139H241ZM1 138V137H0ZM26 138V137H25ZM48 138H50V137H48ZM54 138V137H53ZM67 138V137H66ZM71 138V137H70ZM170 138V137H169ZM172 138H173V136H172ZM176 139L178 138V136L176 135V137H175ZM184 138V137H183ZM195 138H197V136L195 137ZM202 138V137H201ZM209 138V137H208ZM212 138V139H213ZM87 139V138H86ZM89 139V138H88ZM114 139H116V138H114ZM117 139H119V137L117 138ZM198 139V138H197ZM213 139V140H214ZM26 140V139H25ZM28 140V139H27ZM32 140H34V139H32ZM36 140V139H35ZM52 140V139H51ZM57 140V139H56ZM71 140V139H70ZM80 140H82V139H80ZM178 140H180V139H178ZM182 140V139H181ZM206 140H207V138H206ZM229 140V141H228ZM9 141V142H10ZM54 141V140H53ZM84 141V140H83ZM86 141V140H85ZM91 141V140H90ZM95 141V140H94ZM117 141V140H116ZM184 141V140H183ZM196 141V140H195ZM209 141V140H208ZM211 141V140H210ZM8 142V140H7V143H9ZM30 141H28V143H29ZM51 142V141H50ZM55 142V141H54ZM87 142V141H86ZM89 142V141H88ZM88 142H87V144H88ZM99 142V143H100ZM173 142V141H172ZM200 142V141H199ZM212 142V141H211ZM211 142H209L210 144H211ZM226 142H222V143H220V145H225L226 144ZM257 142H260V141H257ZM178 144L179 143H181V142H177ZM185 143V142H184ZM203 143H205V141L204 142H202V145H203ZM38 144V143H37ZM54 144V143H53ZM174 144V143H173ZM182 144V143H181ZM197 146H198V143H195ZM214 144H216V143H214ZM26 145V144H25ZM90 145V144H89ZM88 145V146H89ZM96 145V144H95ZM123 145V144H122ZM177 145V144H176ZM195 145V146H196ZM201 145V146H202ZM219 145V144H218ZM217 145V146H218ZM170 146V145H169ZM184 145H182V147H183ZM196 146V147H197ZM199 147V148H202V147ZM204 146H206V145H203V147ZM230 146V147H229ZM3 147V146H2ZM8 147V146H7ZM34 147V146H33ZM48 147V146H47ZM110 147V146H109ZM125 147V146H124ZM168 147V146H167ZM174 147V146H173ZM176 147V146H175ZM212 147H213V145H212ZM219 147V146H218ZM260 147V146H259ZM36 148V147H35ZM40 148H42V147H40ZM39 148V149H40ZM141 148V147H140ZM206 148H207V146H206ZM206 148H205V150H206ZM22 149V148H21ZM20 149V153H21V150ZM27 150H28V148H26ZM31 149V148H30ZM46 149V148H45ZM49 149V148H48ZM52 149V148H51ZM92 149V148H91ZM95 149V148H94ZM189 149V148H188ZM190 149L192 150V148L190 147ZM194 149V148H193ZM211 149V148H210ZM210 149H208V151L210 150ZM218 149V148H217ZM53 150V149H52ZM86 150V149H85ZM132 150V149H131ZM178 150V149H177ZM181 150V149H180ZM184 150V149H183ZM196 151H197V149H195ZM198 150H200L199 152H201V151H203L204 149L202 148V150L201 149H198ZM204 150V151H205ZM258 150V149H257ZM11 151V150H10ZM15 150H13V152H14ZM18 150H16V152H17ZM32 151V150H31ZM54 151V150H53ZM190 151V150H189ZM194 150H192V152H193ZM212 151L214 152V150L212 149ZM211 150H210V152H212ZM261 151V150H260ZM1 152V151H0ZM24 152V151H23ZM100 152H102V151H100ZM111 152V151H110ZM183 152V151H182ZM187 152V151H186ZM185 152V153H186ZM198 152V151H197ZM206 152H207V150H206ZM211 153V154H214V153ZM49 153V152H48ZM135 153V152H134ZM184 152H183V154H185ZM202 153H204V152H202ZM261 152H258L257 154H258V156H259V158L261 157L260 155H262V154H260ZM263 153V152H262ZM15 154V153H14ZM43 154V153H42ZM137 154V153H136ZM195 154H197V153H195ZM199 154V153H198ZM205 154V153H204ZM256 154V153H255ZM0 155H2V154H0ZM5 155H8V154H6L5 153ZM5 155H3L4 157H8V156H5ZM21 155V154H20ZM23 155H24V153H23ZM31 155V154H30ZM114 155V154H113ZM227 157V160L228 161H230L229 162V167H226V165L224 164V163H221L222 161L219 159L220 157H223V159L225 160V156ZM14 156V155H13ZM42 156V155H41ZM64 156V155H63ZM106 156H108V153H106ZM182 156V155H181ZM257 156V157H258ZM2 157V156H1ZM11 157V156H10ZM10 157H8V158H3L2 159V163H1V166H0V179L2 180L1 182H0V186H2L1 187V189H0V196H1V199L3 198V201H2V205L5 207V209L6 208H8V207H11V206H13V208L11 209V211H10V214L12 213H14L12 216H10V219L7 221L8 222V228L6 229L5 228V232H4V234H5V236L6 237H9V239H7V241L6 242H4V244L5 243H7L8 241L10 242V240H13L14 238H19L18 236H20V234H16V236H15V233H19L22 229H23V227H21V223L18 225H16V227L14 228V224H15V221L16 220H13L14 219V217H16V216H18V215H21V213L23 214V211H26V209L28 208L27 206L26 207H23V208H20V211H19V213H17V210H19V209H15L14 208V205H12V204H14L16 201H17V199H16V197L15 196H17V197H19V195H15V191L17 190L18 192L19 191H22V190H20V187H19V190L18 189H15L14 190V187H16V186H18V185H15V183H16V181H14L15 179H16V177H14L13 178V174L14 173H12V171H13V168H12V171L11 170H9L8 169V166L9 165H7V162L10 164V163H12V161H10V160H8V159H11ZM32 157V156H31ZM30 157V158H31ZM197 156H195V159H193L194 161H196V162H194L195 163V165L193 166V167H188V168H190L191 169V172H189V171H186L188 168H186V163L187 162H179L178 164L179 165H176L175 167H174V170H175V172L177 173V174H179V175H183V177H184V179H185V182L186 183H192V184H196L198 187H196V189L199 191V190H201V189H204L206 186L204 185L205 184V182H202V183H200V181H203V177L202 178H200V176L201 175H203V174H205V160H204V158H201V157H205V156H200L198 159L196 158ZM256 157V156H255ZM17 158H19V157H17ZM23 158V157H22ZM21 158V159H22ZM51 158H53V157H51ZM169 158V157H168ZM174 158V157H173ZM173 158H172V160H173ZM176 158V157H175ZM178 158V157H177ZM177 158H176V160H177ZM181 158V157H180ZM179 158V159H180ZM217 158V159H216ZM26 159V158H25ZM40 159V158H39ZM170 159H171V157H170ZM184 159V158H183ZM257 159V158H256ZM262 159H264V155H262V158H261V160ZM42 160H44V159H42ZM68 160V159H67ZM168 160V159H167ZM37 161V160H36ZM45 161V160H44ZM127 161H130V163L129 162H126ZM180 161V160H179ZM257 161V160H256ZM17 162V163H16ZM15 162V164L17 165V166H19L20 167V164H21V162L20 161H16ZM25 162H26V160H25ZM28 162V161H27ZM59 162H61V161H59ZM63 162V161H62ZM152 162V161H151ZM263 162V161H262ZM31 163H33V162H31ZM44 163V162H43ZM54 163V162H53ZM69 163V162H68ZM73 163V162H72ZM129 163V164H128ZM153 163V162H152ZM166 165H167V168H168V161H166ZM182 163H185V164H182ZM193 163V162H192ZM228 163V162H227ZM257 163H258V161H257ZM25 164H28V163H25ZM40 164V163H39ZM210 164V165H211ZM15 165V166H16ZM34 165V164H33ZM125 165V166H124ZM150 165V164H149ZM165 165V166H166ZM170 165V164H169ZM187 165H189V164H187ZM22 166V165H21ZM28 166V165H27ZM44 166V165H43ZM66 166H68V165H66ZM191 166V165H190ZM245 166V167H246ZM257 166V165H256ZM255 166V167H256ZM259 166V165H258ZM257 166V167H258ZM11 167H12V165H11ZM11 167H9V168H11ZM34 167V166H33ZM46 167V166H45ZM73 167V166H72ZM108 167V166H107ZM207 167V166H206ZM41 168V167H40ZM148 168H149V166H148ZM170 168V167H169ZM168 168V169H169ZM173 168V167H172ZM171 168V169H172ZM213 167H212V165H211V169H212ZM247 168V167H246ZM249 168V167H248ZM259 168V167H258ZM17 169H19V168H17ZM44 169V168H43ZM52 169V168H51ZM61 169V168H60ZM151 169V168H150ZM20 170H22V168L20 169ZM27 170V169H26ZM32 170H33V168H32ZM46 170V169H45ZM75 170V169H74ZM96 170V169H95ZM108 170V169H107ZM160 170V169H159ZM178 170H181V172L183 171V170H185V172H183V173H180V172H178ZM189 170V169H188ZM210 170V169H209ZM214 170H212V171H214ZM261 170V171H260ZM24 171V170H23ZM30 171H31V169H30ZM29 171V172H30ZM40 171V170H39ZM258 171H259V173H258V176H260V178H262L263 180H261V182L262 181H264V168L262 167V168H260V169H258ZM22 172V171H21ZM37 172V171H36ZM47 172V171H46ZM58 172H60V171H58ZM165 172V171H164ZM175 172L173 173V174H175ZM209 172V171H208ZM234 172V174L236 173V175L237 176H235V177H233L232 176V173ZM250 172V171H249ZM256 172V171H255ZM260 172H262V173H260ZM23 173H25V172H23ZM149 173V172H148ZM158 173H160V172H158ZM169 172L167 171L165 174H168ZM27 174V173H26ZM33 174V173H32ZM56 174V173H55ZM61 174V173H60ZM69 174V173H68ZM76 174H77V172H76ZM213 174V173H212ZM15 175H16V172H15ZM14 175V176H15ZM17 175H18V173H17ZM27 175H29V173L27 174ZM46 175V174H45ZM57 175V174H56ZM78 175V174H77ZM76 175V176H77ZM130 175V176H129ZM157 175V174H156ZM171 175V174H170ZM30 177L32 176V175H29ZM58 176V175H57ZM72 177H73V175H71ZM75 176V177H76ZM78 176H80V175H78ZM116 176V175H115ZM150 176V175H149ZM152 176H153V174H152ZM177 177H179L178 175H176ZM199 176V180L197 179V177ZM207 176V174L205 175V177ZM217 176V175H216ZM219 176V175H218ZM19 177H20V181H21V179H24V181L26 180L25 178H22L20 175H19ZM46 177H47V175H46ZM46 177H44V178H46ZM49 177L50 176H48V178L47 179H49ZM251 177V176H250ZM28 178V177H27ZM31 178H34L33 176L31 177ZM80 178V177H79ZM168 178V177H167ZM180 178V177H179ZM219 178V177H218ZM242 178H243V176H242ZM59 179V178H58ZM63 179V178H62ZM65 179H67V178H64V180ZM72 179V178H71ZM76 179V181L78 182V181H80V180H77V178H74L73 177V179L72 180H75ZM114 179H113V181H114ZM239 179V178H238ZM32 180V179H31ZM30 180V181H31ZM36 180V179H35ZM38 180V179H37ZM56 180V179H55ZM69 180H70V178H69ZM90 180V179H89ZM153 180H155V179H153ZM176 180H178V179H176ZM175 180V181H176ZM219 180V179H218ZM234 180V181H233ZM260 180V179H259ZM18 181V180H17ZM45 182L47 181V180H44ZM43 181V182H44ZM58 181V180H57ZM66 181V180H65ZM160 181H161V179H160ZM171 181V180H170ZM194 181H196V182H194ZM248 181H249V179H248ZM247 181V182H248ZM27 182H29V181H27ZM32 182V181H31ZM51 182V181H50ZM62 182V181H61ZM70 182H71V180H70ZM70 182H68V184L67 185H69V183ZM74 182V181H73ZM88 182V181H87ZM166 182V181H165ZM180 181H177V184L179 183ZM199 182V183H198ZM238 182V181H237ZM241 183H242V181H240ZM239 182V183H240ZM244 182V181H243ZM253 182V181H252ZM249 183V187H251V188H254V187H256V186H259L260 185V181H259V183ZM1 183H2V185H1ZM19 183V182H18ZM33 183H34V181H33ZM39 183V182H38ZM52 183L54 184H50L51 186H52V188H54V189H56L57 187H59L58 185L59 184H57L56 185V183L54 182V181H52ZM67 183V182H66ZM117 183V182H116ZM115 183V184H116ZM236 183V182H235ZM45 183H43V185H44ZM49 184V183H48ZM47 184V185H48ZM155 184V183H154ZM163 184V183H162ZM176 184V183H175ZM176 184V185H177ZM237 184V183H236ZM23 185V184H22ZM55 185L57 186V187H55ZM77 185V184H76ZM124 185V184H123ZM144 185V184H143ZM146 185V184H145ZM144 185V186H145ZM156 185H159V184H155V186ZM179 185V184H178ZM185 185V184H184ZM207 185V184H206ZM20 186V185H19ZM42 186V185H41ZM45 186V185H44ZM43 186V187H44ZM51 186H47V187H51ZM75 186V185H74ZM85 186V185H84ZM92 186V185H91ZM100 186V185H99ZM115 186V185H114ZM143 186V187H144ZM154 186V185H153ZM160 186V185H159ZM159 186H157L158 188H161V186L159 187ZM163 186V185H162ZM187 186V185H186ZM214 186V185H213ZM244 186V185H243ZM63 187V186H62ZM71 187V186H70ZM77 187V186H76ZM210 187H211V185H210ZM245 187V186H244ZM262 187H264L263 185H262ZM21 188H23V187H21ZM93 188V187H92ZM163 188V187H162ZM185 188H187V190H188V188H190V187H185ZM248 188V187H247ZM250 188V189H251ZM26 189V188H25ZM34 189V188H33ZM37 189V188H36ZM45 189V188H44ZM59 189V188H58ZM62 189H64V190H69V192H70V196H65V197H63V198H60L59 199V197H58V199H57V197L56 196H53L51 193H49V195L47 194V195H45V196H43L41 199H39V204H38V206L40 207V206H46V208H48V205L49 206H51V205H53V203H55V202H61L60 203V205L62 204H64V203H66V204H69V206L71 205V206H75L76 208H81V207H83L84 205L85 206H90V205H94V204H92V203H94V202H92L91 203V199L89 200L90 202H86V203H84L85 202V200H82V199H80V197L78 196L79 195V192L78 191H76L73 187H71V188H69L68 189V186H65V187H63ZM78 189V188H77ZM116 189V188H115ZM165 189V188H164ZM163 189V190H164ZM166 189H168V188H166ZM170 189V188H169ZM168 189V190H169ZM183 189V188H182ZM196 189H193V190H191V192L193 193L194 192V190H196ZM256 189V188H255ZM35 190V189H34ZM39 190V189H38ZM60 190V189H59ZM79 190V189H78ZM86 190V189H85ZM99 190V189H98ZM124 190H125V188L124 187H122L121 189H120V191L118 190L117 192V194H119V192L121 193L120 195H117V198L119 197V196H121V195H124ZM186 190V189H185ZM208 190V189H207ZM216 190V189H215ZM214 190V191H215ZM246 190V189H245ZM260 190V189H259ZM17 191H16V193H17ZM25 191V190H24ZM23 191V192H24ZM30 191V190H29ZM40 191V190H39ZM38 191V192H39ZM79 191H81V190H79ZM158 191V190H157ZM184 191V190H183ZM190 191V190H189ZM253 191H254V189H253ZM258 191V190H257ZM22 192V193H23ZM26 192H27V189H26ZM37 192V191H36ZM57 192H59V191H57ZM60 192H61V190H60ZM59 192V193H60ZM153 192V191H152ZM165 193H168V192H166V191H164ZM202 192H203V190H202ZM247 192V191H246ZM21 193V192H20ZM19 193V194H20ZM25 193V192H24ZM62 193V192H61ZM84 193V192H83ZM97 193V192H96ZM106 193V192H105ZM134 193V192H133ZM136 193H137V191H136ZM175 193V192H174ZM195 193H197V192H195ZM212 193V192H211ZM249 193V191L247 192V194ZM251 193H254V192H250L249 194H251ZM256 193V195H257V193L258 192H255ZM264 193V190L260 193V194H263ZM41 194V193H40ZM45 194V193H44ZM50 194H51V196H50ZM54 194V193H53ZM64 194V193H63ZM158 195L160 194V195H163V196H165L166 194H161V192L160 193H157ZM173 194V193H172ZM176 194V193H175ZM13 195H14V197H13ZM58 195V194H57ZM62 195V194H61ZM84 195V194H83ZM86 195V194H85ZM133 195V194H132ZM131 195V196H132ZM170 195V194H169ZM64 196V195H63ZM81 196V195H80ZM106 196V195H105ZM162 196V197H163ZM174 196V195H173ZM249 196V195H248ZM252 196H254L253 194H252ZM22 197V196H21ZM55 197V198H54ZM60 197H62V196H60ZM85 197V196H84ZM129 197V196H128ZM171 197H172V195H171ZM257 197V196H256ZM87 198V197H86ZM95 198V197H94ZM161 198V197H160ZM165 198V197H164ZM167 198V197H166ZM173 198V197H172ZM171 198V199H172ZM211 198V200L210 201H208V199H210ZM250 198V197H249ZM254 198V197H253ZM261 200L263 201V197H262V195H261ZM30 199V198H29ZM37 199V198H36ZM96 199V198H95ZM113 199V198H112ZM119 199H121V198H119ZM119 199L117 200V201H119ZM128 199V198H127ZM159 199V198H158ZM182 199H183V197H182ZM206 199H207V201H206ZM237 199V200H236ZM257 199V198H256ZM12 200L13 201H15L14 203L12 202ZM18 200H19V198H18ZM131 200V199H130ZM166 200V199H165ZM236 200V201H235ZM84 201V202H83ZM172 201V200H171ZM256 201V200H255ZM23 202V201H22ZM25 202V201H24ZM33 202H35V201H33ZM121 202V201H120ZM130 201L128 200V202L126 203V202H124L125 204H128ZM132 202H134V201H132L131 200V203ZM141 202V201H140ZM258 202V201H257ZM259 202H260V200H259ZM123 203V202H122ZM162 203V202H161ZM169 203V202H168ZM22 204H24V203H22ZM22 204H20V205H22ZM33 204V203H32ZM36 204V203H35ZM56 205H57V203H55ZM158 204V203H157ZM184 204V203H183ZM262 204H263V202H262ZM55 205V206H56ZM94 205V206H95ZM264 205V204H263ZM19 205H17V206H15V207H18ZM36 206V205H35ZM54 206V205H53ZM52 206V207H53ZM95 206V207H96ZM130 206H132V204L130 205ZM129 205L127 206V207H130ZM137 206V205H136ZM20 207V206H19ZM62 207V206H61ZM64 207V206H63ZM92 207V206H91ZM96 207V208H97ZM154 207V206H153ZM38 208V207H37ZM41 208V207H40ZM39 208V209H40ZM45 208V209H46ZM83 208H85V207H83ZM137 208V207H136ZM42 209V208H41ZM149 209V208H148ZM154 209V208H153ZM173 209H175V210H173ZM188 209H190V210H188ZM2 210H3V207H2ZM30 210V209H29ZM43 210V209H42ZM42 210H40V212L42 211ZM53 210V209H52ZM75 210H77V209H75ZM80 210V209H79ZM88 210H90V209H88ZM96 210V209H95ZM44 211H48V209H46V210H44ZM98 211V210H97ZM105 211V210H104ZM134 211H136V210H134ZM58 212V211H57ZM78 212V211H77ZM85 212H88V211H85ZM103 212V211H102ZM2 213H3V215L5 214L4 213V210L2 211ZM43 213H46V212H43ZM79 213H81L82 214V212H79ZM89 213V212H88ZM99 213H100V211H99ZM141 213V212H140ZM50 214V213H49ZM49 214H47L46 213V215L48 216ZM57 214V213H56ZM61 214V213H60ZM78 214V213H77ZM94 214V213H93ZM111 214V215H110ZM145 214V213H144ZM2 215V216H3ZM33 215H35V214H33ZM40 215V214H39ZM103 215V216H104ZM110 215V216H109ZM32 216V215H31ZM41 216V215H40ZM52 216H53V213H52ZM55 216V215H54ZM57 216V215H56ZM72 216V215H71ZM78 216V215H77ZM82 216V215H81ZM80 216V217H81ZM84 216V215H83ZM124 216V215H123ZM129 216V215H128ZM34 217V216H33ZM39 217V216H38ZM41 217H43V214H42V216ZM62 217V216H61ZM89 217V216H88ZM145 218V219H147V220H143L142 218ZM147 217V216H146ZM230 217V216H229ZM228 217V218H229ZM7 219V217H6V215H4V219ZM20 218V217H19ZM18 218V219H19ZM31 218V217H30ZM36 218V217H35ZM44 218V217H43ZM46 218V217H45ZM44 218V219H45ZM57 218V217H56ZM128 218V217H127ZM5 219V220H6ZM22 219H23V217H22ZM54 219V218H53ZM72 219V218H71ZM73 219H75V218H73ZM227 219V218H226ZM24 220V219H23ZM28 220V219H27ZM35 220H37V218L36 219H34L33 221H35ZM58 220V219H57ZM81 220V219H80ZM84 221H86L85 219H83ZM143 220V221H142ZM230 220H231V218H230ZM229 220V221H230ZM243 220H245V221H243ZM45 221V220H44ZM93 221V220H92ZM105 221H106V223H107V220H106V217H105ZM129 221V220H128ZM127 221V222H128ZM140 221H142V222H140ZM27 222V221H26ZM37 222V221H36ZM72 222V221H71ZM28 223V222H27ZM43 223V222H42ZM45 223V222H44ZM81 223V222H80ZM95 223V222H94ZM52 223H50L49 221L48 222H46V225L47 226H50ZM101 224H103V223H101ZM108 224H105L104 226H106V225H108ZM246 224L248 225V227L246 226ZM5 225V224H4ZM38 225V224H37ZM43 225V224H42ZM83 225V224H82ZM108 225V226H109ZM75 226V225H74ZM73 226V227H74ZM92 226V225H91ZM95 226V225H94ZM99 226H101V228H103L104 226L103 225H98V227ZM103 226V227H102ZM29 227V226H28ZM45 227V226H44ZM61 227V226H60ZM97 227V226H96ZM96 227H94V228H96ZM225 227H226V229H228L229 227H233V226H231L230 225V223L228 222V223H226V225H225ZM71 228V227H70ZM80 228H82V226L80 225ZM79 227H78V229H80ZM86 228V226L84 227V228H82V229H84L83 231L85 232V230H87V228ZM107 228L108 227H106V230H107ZM202 228V227H201ZM239 228V227H238ZM41 229V228H40ZM68 229V228H67ZM77 229V230H78ZM81 229V230H82ZM98 229V228H97ZM97 229H95V230H97ZM113 229V230H112ZM69 230V229H68ZM76 229L75 230H73V231H77ZM98 230H100V229H98ZM103 230H104V228H103ZM106 230H104L105 232H106ZM110 230V231H109ZM232 229L230 228V230L229 231H231ZM47 231V230H46ZM59 231V230H58ZM62 231H64V230H62ZM70 231V230H69ZM72 231V230H71ZM83 231H80V232H83ZM117 231V232H118ZM26 232V231H25ZM34 232V231H33ZM87 232H89L88 230H87ZM101 232H102V230H101ZM174 234H173V233ZM232 232V231H231ZM256 232H258V231H256ZM261 232V233H262ZM47 233V232H46ZM45 232H43L42 234L45 236L44 238L45 239H47L48 237H49V235H48V233L46 234ZM59 232H57V234H58ZM61 233H63V232H61ZM60 233V234H61ZM69 233V232H68ZM157 233H158V231H157ZM55 234H56V232H55ZM64 234V233H63ZM67 234V233H66ZM73 234V233H72ZM84 234V233H83ZM92 234V233H91ZM97 234L99 235V233L97 232ZM101 235L100 236H102V233H100ZM105 234V233H104ZM112 235L113 233L112 232H110L109 233V235ZM120 234H118L117 233V235L119 236ZM159 234V233H158ZM258 234H259V232H258ZM74 235V234H73ZM77 235V234H76ZM76 235H74V237L76 236ZM85 235H90L89 233H87V234H85ZM98 235H96L97 236V238H100V237H98ZM106 235H107V233H106ZM114 235H116V233L114 234ZM231 236H233L234 235V233L232 232L231 234H230ZM2 236V235H1ZM62 236V235H61ZM81 238H83V235L81 234ZM113 236V235H112ZM112 236H107V237H112ZM159 236V235H158ZM158 236H156V237H158ZM214 237L216 236V235H213ZM244 236V235H243ZM242 236V238H238V239H236L235 241H234V239H233V241H230V242H228L227 243V245H225V246H223V249L221 250L222 252H223V256H220V257H217L219 260H221V261H223V262H225L224 264H239V262H241V264H242V262H243V260H244V258H248L247 260H249V259H251V260H249V261H252V262H254L256 259V257L254 258V256L251 254V253H249V249H250V245H251V238H253V237H250V236H252V235H250L249 236V234H247L246 236H244L243 237ZM63 237V236H62ZM73 236H71V238H72ZM73 237V239H71V240H74L75 238ZM85 238H86V236H84ZM103 237H104V235H103ZM103 237H101V239L103 238ZM106 237V236H105ZM116 237V236H115ZM217 237V236H216ZM259 237V236H258ZM3 238V237H2ZM22 239H25V238H23V237H21ZM27 238V237H26ZM30 238V237H29ZM59 238V237H58ZM76 238H77V236H76ZM90 237L88 236V238H86V239H89ZM91 238H93V239H95V234H94V236L93 237H91ZM96 238V239H97ZM127 238V237H126ZM218 238V237H217ZM229 238V237H228ZM261 238H263V237H261ZM0 239H1V237H0ZM85 239V240H86ZM100 239V240H101ZM139 238H134V240L136 241V243H137V241H139L138 240ZM152 239V238H151ZM230 239H231V237H230ZM19 240H21V239H19ZM30 240V239H29ZM39 240H40V238H39ZM42 240V239H41ZM51 240V239H50ZM78 241L80 240V239H77ZM83 240V242H85V240L84 239H81V241ZM92 239H89L88 241H91ZM114 240V239H113ZM133 240V241H134ZM158 240V239H157ZM224 240H226V239H224ZM30 241H32V239L30 240ZM36 241H37V239H36ZM35 241V243H37ZM68 241V240H67ZM87 241V240H86ZM97 241V240H96ZM99 241V240H98ZM112 241V240H111ZM132 241V240H131ZM132 241V242H133ZM229 241V240H228ZM21 242H23V241H21ZM33 242V241H32ZM42 242V241H41ZM51 242V244L53 245H57L58 243H56V241L55 240H51L50 241ZM49 242V243H50ZM54 242V243H53ZM75 242H77L76 241V239H75ZM92 242H94V241H92ZM122 242V241H121ZM131 242V243H132ZM3 243V242H2ZM24 243V242H23ZM26 243V242H25ZM28 243H30V242H28ZM47 244V243H42V244H47V245H49V246H47L46 245V248L47 247H49V249H51L52 250V248H53V246L52 245H50V244ZM65 243V242H64ZM64 243H62L63 245H62V247H65L64 248V250L63 251H66L65 249H67V250H69L68 248H67V246H65L64 245ZM73 243V242H72ZM90 243V242H89ZM108 243V242H107ZM135 243V242H134ZM218 243V242H217ZM230 243H235V244H233L234 246H229V244ZM19 244V243H18ZM39 244H40V242H39ZM71 244V243H70ZM106 244V243H105ZM225 244V243H224ZM17 245V244H16ZM20 245V244H19ZM26 246H28L27 244H25ZM34 245V244H33ZM36 245H38V244H36ZM35 245V246H36ZM45 245H39V247L40 246H45ZM77 245H78V243H77ZM77 245H76V248H77ZM115 245V244H114ZM128 245H130V244H128ZM135 245V244H134ZM137 245V244H136ZM140 246H141V244H139ZM157 245V244H156ZM160 245V244H159ZM257 245H259V244H257ZM14 246V245H13ZM34 246V247H35ZM50 246H52V248H50ZM80 246V245H79ZM221 246V245H220ZM0 247H1V245H0ZM32 247V246H31ZM38 247V246H37ZM38 247V248H39ZM42 247V249H44ZM61 247V245L59 244V248ZM75 247V246H74ZM81 247V246H80ZM100 247V246H99ZM108 247V246H107ZM136 247V246H135ZM139 247V246H138ZM6 248H8V246H4V248L2 249V250H0V256H3L4 254H5V250H6ZM19 248H20V246H19ZM19 248H15V249H13L15 252H19ZM28 248V247H27ZM30 248V247H29ZM57 248V247H56ZM55 248V250H57L58 251V249H56ZM76 248L75 249H71L73 252L76 250ZM79 248V247H78ZM95 248V247H94ZM103 248V247H102ZM106 248V247H105ZM113 248V247H112ZM112 248H107V250H112ZM118 248V247H117ZM116 248V249H117ZM132 248H134V246L132 247ZM142 248V247H141ZM163 248V247H162ZM174 248V247H173ZM232 248V249H231ZM235 248V249H234ZM21 249V248H20ZM32 249V248H31ZM37 249V248H36ZM79 249H81V248H79ZM79 249L77 250V251H79ZM83 249H85L84 247H83ZM93 249V248H92ZM234 249V250H233ZM9 250V249H8ZM23 250V249H22ZM46 250V249H45ZM70 250V251H71ZM124 249H122L121 250V252L123 251ZM138 250H140L139 248H138ZM142 250V249H141ZM140 250V251H141ZM163 250V249H162ZM212 250V249H211ZM232 250H233V252H232ZM42 251V250H41ZM59 251H61V250H59ZM71 251V252H72ZM77 251H75L76 253V255H79V254H77ZM93 251H94V249H93ZM115 251H117V250H115ZM114 251V252H115ZM119 251V250H118ZM125 251V250H124ZM171 251V250H170ZM31 252V251H30ZM51 252V251H50ZM62 252V251H61ZM60 252V254H62V256H64L65 258H66V256H65V253L63 254V252L61 253ZM71 252H69L71 255H73ZM84 252V251H83ZM86 252V251H85ZM127 252V251H126ZM130 252V251H129ZM139 252V251H138ZM143 252V251H142ZM142 252H140V253H142ZM163 252V251H162ZM23 253V252H22ZM69 253H67V254H69ZM116 253H119V252H116ZM166 253H168L167 251H166ZM165 253V254H166ZM258 253V252H257ZM29 255H31L30 253H28ZM33 254V253H32ZM35 254V253H34ZM33 254V255H34ZM58 254V253H57ZM60 254H58V255H55L56 257V259L58 260V258L60 257ZM69 254V255H70ZM85 254V253H84ZM84 254H82V255H84ZM119 254H121V253H119ZM32 255V256H33ZM39 255V254H38ZM87 255H89L90 256V253L88 252L87 253ZM111 255V254H110ZM123 255H126L125 254V252H124V254ZM140 255V254H139ZM167 255H169V254H167ZM175 255V254H174ZM184 255V254H183ZM247 255V257H245ZM260 255H262V254H260ZM6 256V255H5ZM36 255H34V257H35ZM61 256V257H62ZM74 256V255H73ZM80 256V258H81V255H79ZM78 256V257H79ZM85 256V255H84ZM114 257H113V259L115 258V257H118V255L117 256H115V255H113ZM121 256V260L120 261H122L123 259H122V254L120 255ZM130 256V255H129ZM137 256V255H136ZM146 256V255H145ZM232 256V259H230V257ZM264 256V255H263ZM16 257V256H15ZM14 257V258H15ZM31 257V256H30ZM38 257V256H37ZM37 257H36V259H37ZM48 257V256H47ZM46 257V258H47ZM54 257V256H53ZM52 257V258H53ZM58 257V258H57ZM72 257V256H71ZM71 257L69 256V257H67V258H69L68 260H70L71 259ZM77 257V256H76ZM109 257H111V256H109ZM131 257V256H130ZM133 257H134V255H133ZM133 257H132V259H133ZM1 259H0V264H6L5 263V261H3V259H2V257H0ZM22 258V257H21ZM67 258H66V260H67ZM79 258V259H80ZM86 258V257H85ZM84 258V259H85ZM89 258V257H88ZM90 258H91V261H92V255L90 256ZM94 258L96 259L97 257H95L94 256ZM93 258V260H95ZM107 258V257H106ZM105 258V259H106ZM124 258V257H123ZM126 258V257H125ZM140 258V257H139ZM168 258V257H167ZM215 259V260H213L212 261V263L214 264V262L216 261V260H218V259ZM29 259V258H28ZM41 259V258H40ZM61 259H64V258H61ZM77 258H75V260H76ZM79 259H77L76 261H78ZM83 259V258H82ZM82 259H80V260H82ZM83 259V260H84ZM102 259V258H101ZM112 259V258H111ZM118 259H120V258H118ZM118 259L116 260V259H114L115 260V262H117L118 261ZM128 259H130L131 260V258H128ZM127 259V260H128ZM141 259V258H140ZM14 262H13V261ZM12 260H11V262L9 261V264H24V260L22 259H20V258H17V260L16 259H13L12 258ZM46 261H47V259H45ZM53 260V259H52ZM51 260V262H54V261H52ZM65 260V261H66ZM71 260H73V259H71ZM114 260H111V261H113L114 262ZM125 260V259H124ZM144 260V259H143ZM148 260V259H147ZM247 260L245 261V262H247ZM258 260H260V258H258ZM74 261V260H73ZM76 261H74L75 263H76ZM85 261V260H84ZM88 261V263H89V260H87ZM129 261V260H128ZM208 261V260H207ZM248 261V262H249ZM262 261V260H261ZM264 261V260H263ZM32 262H34V260H32ZM36 262V261H35ZM39 262H41V260H39ZM50 262V261H49ZM69 262V261H68ZM72 262V261H71ZM71 262H69V263H71ZM98 262H101L100 261V258L98 259ZM105 262V261H104ZM131 262H133L132 260H131ZM136 262V261H135ZM147 262V261H146ZM220 262V261H219ZM231 262V263H230ZM252 262H250L249 264H255V263H257V260L254 262V263H252ZM47 263V262H46ZM57 263V262H56ZM58 263H60V261H58ZM57 263V264H58ZM80 263L82 264L83 262H81L80 261ZM79 263V264H80ZM126 263V262H125ZM141 263V262H140ZM264 263V262H263ZM8 264V263H7ZM36 264V263H35ZM42 264V263H41ZM50 264V263H49ZM55 264V263H54ZM63 264V263H62ZM73 264V263H72ZM77 264V263H76ZM85 264H87L86 262H85ZM97 264V263H96ZM102 264V263H101ZM117 264V263H116ZM118 264H119V262H118ZM129 264V263H128ZM218 264V263H217ZM220 264V263H219ZM222 264V263H221Z\"/></svg>",
    "mask_w": 264,
    "mask_h": 264
},
{
    "label": "crops",
    "instance_id": "crops-1",
    "mask_svg": "<svg viewBox=\"0 0 264 264\" xmlns=\"http://www.w3.org/2000/svg\"><path fill=\"white\" fill-rule=\"evenodd\" d=\"M145 28H149V27H145ZM145 28H143L142 30H144ZM142 30H140V31H142ZM140 31H137V32H140ZM130 39H131V37H129L128 38V40L127 41H124V46H123V49L121 50L122 52L127 48V49H131L132 47H133V45L131 46V47H128V42L130 41ZM128 44V45H127ZM179 46V45H178ZM125 47V48H124ZM175 55H177V58H179V57H181L182 55H181V53L180 52H178V53H176Z\"/></svg>",
    "mask_w": 264,
    "mask_h": 264
},
{
    "label": "water",
    "instance_id": "water-1",
    "mask_svg": "<svg viewBox=\"0 0 264 264\" xmlns=\"http://www.w3.org/2000/svg\"><path fill=\"white\" fill-rule=\"evenodd\" d=\"M138 105H139L140 109H141L144 113H146V114H151V112L149 111V109H148L147 106L143 105V104L140 103V102L138 103Z\"/></svg>",
    "mask_w": 264,
    "mask_h": 264
}]
</instances>
